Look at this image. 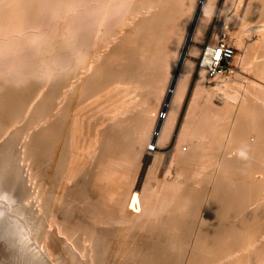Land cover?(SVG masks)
Returning <instances> with one entry per match:
<instances>
[{"label":"bare ground","instance_id":"1","mask_svg":"<svg viewBox=\"0 0 264 264\" xmlns=\"http://www.w3.org/2000/svg\"><path fill=\"white\" fill-rule=\"evenodd\" d=\"M6 0H3L2 4L5 3ZM8 1V0H7ZM54 1L56 0H10L8 1V3L6 2V4L4 5H0V124L1 126L4 124V127L6 126H13L12 129H15L14 126L16 125L15 123L19 124V122H21L17 119H19L20 116H22L24 118V116L27 115V119L30 118L31 122H35V125L36 124H40L41 123L45 124V126L43 127L42 126V129H39L38 128V131L36 134H34V140H33V143L31 141V155H30V159L31 161H33L32 163L34 164L33 166H35L36 170H37V175H39V178L40 176H42L44 178L43 180V184L41 183V186L39 187V189L42 187L43 185V188H42V191H43V195L45 194V198L43 199L45 201L46 204H52L51 201H49V199H58L57 196L52 193L54 191H60V193H58L59 195L61 194L62 196L66 197L65 198V201L63 203V201L61 200V198H59L58 202L62 201L61 204L58 205V207L54 210V207L52 208V211L54 213L50 214L51 216H44V218L46 217V219L49 217V219H47L46 222H43V218L41 219L40 215H35L36 216V219H34L35 222H39L38 224L35 223V225L37 226L38 225V230L37 229V232L35 230L33 231L32 229V232L35 233L36 232V235L33 234V237L35 238V241H40V243L42 244V248H44L43 252L40 253V251H38L39 253H37V256H36V253L34 255V253H31L33 250L31 251H28L29 254L32 256L33 254V259L35 258L34 256L38 257V254L41 256V258L39 257L36 258L38 259L40 262L42 260H44V262L47 264V259L50 257V255L52 254V257L53 256H56V259L59 260L60 264H82V262L80 261L82 259V257L80 256L81 253L79 252H75L72 250V245L73 243H70V241L72 242V239H69V236H72L73 235V232H77L78 229L82 228V229H85L87 232H89L94 238H90L91 235L88 234L89 236H87L88 240L92 239V250L94 252V257L97 261H94L95 263L96 262H102V264H105V262L107 261L106 259H108L107 255H108V252L110 250H112L111 252H113V249L117 250V254L114 256V258H118L119 260L122 259V262L121 264H264V205L262 206H257L258 208L256 209L255 208V205H253L254 207V210L250 211L248 208V206H250L248 204V206H244V203L246 201V197L245 198V201L244 199H241V197H239V193H240V196L241 194L243 193L242 191L240 190H244L245 188H248L250 189V186L251 184H249L248 180L246 182H244L243 184H239L238 183L236 185V187L232 186L230 184H232L235 181H236V178H235V181H231L227 183V185L224 186L225 182L223 183L222 181H220L218 178H216L217 181H220V183L222 182L223 185H220L219 186V189L216 191V196L215 198H213V203L211 202V206H209V211L206 215V217H204V220L203 222L197 227V229L195 228V226L192 227L193 224H190L191 223V220H192V213L188 212L187 210L191 209L190 205L188 204V202L191 200V199H195V195L197 193H195L193 191V188H190L191 186L189 185V188H186V184H190V183H186L185 185L180 184V186L183 188V186H186L185 188H183V190L181 191V193H179V195L175 194L176 196H173L174 194L171 192V194H167V196L165 197L164 196V192L163 193V196H164V199H159L161 202V205L158 203V208L155 209V206L153 203H151V198L150 194H153L152 192L148 191L150 190L149 188L152 187V185H146V187H149V188H144L143 191H141L140 187L142 186L141 185V181H142V177L141 175L138 177V179L128 185V182L126 184V189H124L122 187V190H121V184L122 182L120 180L122 176H119L120 178V182L118 183H115L114 181V178L115 180H118L116 178H118V173L119 174H122L123 177L125 176V171L123 170V167H125L126 165H130L131 161L134 159V156H137L136 154L134 155V152H136L139 148V140H140V137L138 134H136L137 132H139L138 130V127H137V118H135L134 116V112H133V108L131 111H129V109L125 110V104H127L128 102L131 101V99H129V95H127V99L129 100H126L125 98L126 97H122L123 99H125L127 101V103H125L123 106H121V108L119 107L122 103H120V105L118 104L117 108L115 109V112L113 114L110 115V113L104 114L103 115H100V116H103L102 118H98V125H95L94 123L97 124L96 120L94 117H96V115L93 117L89 114L88 117V121H91L90 117L91 116L92 118H94L93 123L96 127H95V130H98L96 131L97 132V138L99 137V147H100V150L98 152V149H96L97 153H99V155L94 152V154L97 156H99V158L97 160V163L95 164L96 167L94 166V170L95 171H92L93 168H91V171L89 173L88 172H84V173H89L87 177H85V182H84V176L85 174L82 176L81 174L83 173V168H84V165L81 166L82 168V171L80 172L79 175H81V177H83V182L81 186H74V188L70 187L71 186V179H74L73 177L75 176V174L77 173V176H78V173L79 171L77 172V170L73 169L72 168V164L76 163V162H73L74 160H72V157H71V153L74 155V153L72 152V147H76V146H73V145H77L75 143H77L75 140H74V136H76V134L78 135V133H83L84 134V123L85 121L87 120L86 117H85V114H86V109H85V104L88 105V103L90 102V104L92 105L91 101L94 99L96 95V92L97 94H100L102 93L101 90H104L106 92L107 89L105 88H108L109 86L112 85L113 83V80H115V77L117 79V77H122V79H130L131 81V76L132 75H136L138 74V72L134 73L135 72V69L139 70V73H140V63H139V66L137 67V63H133L131 65H129V69L128 70H131V71H128L130 73V75H127L129 73H127L126 71L124 73H127L126 75L123 73H114L116 71L113 72V69L114 67H112V63L110 62V58L109 56L106 58L108 59L106 62L103 61V64H99L100 62H98V64H96L94 61H92L98 54L94 51V52H91L89 49H91L93 46L91 44H94L93 43V37L90 35V37H92V40L87 39L89 37V33H85V32H88L87 31V28L89 27V23H87L86 21V24H89L87 25L86 27L82 24V19H79L81 22V26H80V23H79V26L83 28V31H82V34L85 36H88L86 38V36L84 38L90 41H92L90 43L87 42V44L85 42H83V40H85L82 35V37H80L79 35V30L81 31V28H77L75 30V28L69 26V24L67 26H64L65 24H63V26L61 27L59 25V19L61 20V18L59 17L57 19L56 16L53 17V19L55 20V22L52 20V18L50 19L48 16L52 15H48L46 14L45 12L48 10L50 11L54 9ZM59 1V0H57ZM62 1V0H60ZM59 1V2H60ZM75 1V0H74ZM72 0H63L61 3H59L57 7H59V11L57 10L56 8V12L55 13H59L58 15L63 17L64 16V12H68V11H65L68 7L70 8L71 5L73 4ZM81 1V0H80ZM85 4L88 5V3H86V1L88 0H83ZM93 1V0H92ZM95 1V0H94ZM101 1V0H100ZM106 1V0H105ZM117 1V0H116ZM126 1V0H125ZM138 1V0H137ZM136 1V3H137ZM160 1V0H159ZM172 1V0H171ZM184 1V0H183ZM183 1L181 2L180 1H177V2H181V6H182V3ZM186 2L188 0H185ZM191 1V0H190ZM196 1V0H194ZM198 0L197 4H195L196 6H194V12L193 14L195 15V12L197 10V7L200 6L201 7V13L199 15V18H198V21H197V26H196V29L194 31H197V27H199L200 25L202 26L204 21H205V18L207 16V12L210 10L211 8V4L213 5V1L214 0ZM250 0H248L249 2ZM82 2V1H81ZM89 2V5L90 6H93L90 4V1ZM113 2V1H112ZM115 2V1H114ZM113 2V4H114ZM120 2V1H119ZM134 2V1H133ZM153 2V1H151ZM162 1H160V4H161ZM175 2V1H174ZM235 2V1H234ZM244 2V1H243ZM242 2V3H243ZM0 3H1V0H0ZM53 3V5L51 4ZM56 3V2H55ZM77 3V2H76ZM96 3V1H95ZM99 5L101 4V2H98ZM103 3V1H102ZM125 3V2H124ZM147 3V2H145ZM159 3V2H158ZM164 3V2H162ZM173 3V2H172ZM170 3V4H172ZM176 3V2H175ZM195 3V2H194ZM78 4V3H77ZM106 4H107V1H106ZM105 4V6H107ZM119 4V3H117ZM116 4V5H117ZM123 3L121 2V5ZM133 4V3H132ZM135 4V3H134ZM133 4V5H134ZM149 4H151L149 2ZM153 4V3H152ZM157 5V3H155ZM167 6H168V2L166 3ZM179 4V3H178ZM177 4V5H178ZM187 3H185L186 5ZM190 4V3H189ZM52 5V6H51ZM86 5V7H87ZM99 5L94 8H96V11H98L97 8H101L99 7ZM103 5V4H101ZM100 5V6H101ZM111 5V4H110ZM124 5V4H123ZM131 5V4H130ZM142 5V4H141ZM143 5H147V4H144L143 2ZM142 5V6H143ZM176 5V6H177ZM184 5V4H183ZM248 5H254L253 6V11H251V14H252V18L255 17L254 19H258L259 21L260 20H263L264 19V0H253L252 1V4H248ZM55 6V7H56ZM81 6H82V3H81ZM85 6V5H84ZM89 6V12L88 14H82L85 19L86 18H90L88 17L89 16V13H90V9H93ZM104 6V7H105ZM119 6V5H118ZM132 6V5H131ZM137 6H138V3H137ZM139 6H140V2H139ZM149 6V5H148ZM154 6V4H153ZM152 6V7H153ZM158 6V5H157ZM161 6V5H160ZM175 6V5H174ZM52 7V8H51ZM83 7V6H82ZM111 7V6H110ZM126 8L128 6H125ZM156 7V6H155ZM159 7V6H158ZM179 7H180V4H179ZM183 7V6H182ZM187 7V6H186ZM190 7V6H189ZM68 8V9H69ZM78 8H79V4H78ZM115 7H113L112 9H114ZM124 7H122L123 9ZM124 8V9H126ZM137 8V7H135ZM134 8V9H135ZM142 8V7H141ZM154 8V7H153ZM176 8V7H175ZM175 8H170V13H171V9H175ZM181 8V7H180ZM193 8V7H192ZM67 9V10H68ZM74 9V8H73ZM82 9V8H81ZM84 9V8H83ZM82 9V10H83ZM87 9V8H86ZM85 9V10H86ZM112 9H110L112 11ZM147 9V8H145ZM149 9V8H148ZM162 12H164L163 10V6H162ZM169 8H167L166 10H168ZM76 10V9H75ZM81 10V12H82ZM101 10V9H100ZM103 10V9H102ZM101 10V11H102ZM105 10V9H104ZM136 10V9H135ZM155 9H152L151 11H153ZM159 10V9H158ZM165 10V11H166ZM183 10V9H181ZM180 10V11H181ZM187 10H190V9H187ZM193 10V9H192ZM54 11V10H53ZM51 11V12H53ZM64 11V12H63ZM70 11V9H69ZM72 11V10H71ZM77 11V10H76ZM88 11V10H87ZM87 11H85L87 13ZM94 11V10H93ZM130 11V10H129ZM128 11V12H129ZM148 12V13H151ZM160 11V10H159ZM158 11V13H159ZM186 11V10H185ZM50 12V13H51ZM62 12H63V16H62ZM84 12V10H83ZM99 12V11H98ZM97 12V13H98ZM109 12V11H108ZM125 12V11H123ZM140 12V11H138ZM145 12V11H144ZM160 12V13H162ZM168 12V13H169ZM173 12V11H172ZM177 12V11H176ZM191 12V11H190ZM253 12V13H252ZM71 13V12H70ZM76 13V12H75ZM80 13V12H79ZM92 13V12H91ZM96 13V14H97ZM101 13V12H99ZM113 13V12H112ZM127 13V12H126ZM125 13V14H126ZM143 13V12H142ZM141 13V14H142ZM152 13V17H148L150 18L149 20L145 17H147V15L144 17L145 19H143V22L141 23V19H140V23L141 24H138L136 25L137 28L135 30H137L139 32V34L141 36H144V38L146 37H149L151 36L152 34H155V32L157 30L160 31V26H162L161 24H163L164 22V25L166 24L165 22L167 21V17L166 19H162V17L164 16L163 14H158V13ZM187 13V12H186ZM40 14H43L42 16H46L47 18H49L51 21L48 20V23L51 22L55 23V25H59V26H55L54 24V30L50 29L49 31V28L47 31H44L45 29H43V31L41 30V34H40V31L37 33L36 32V27L38 28V25L43 22H46L47 19L45 17H42L43 20H46V21H43L39 15ZM61 14V15H60ZM73 14V13H72ZM93 14V13H92ZM95 14V15H96ZM102 14V13H101ZM109 14V13H108ZM124 14V16H125ZM144 14V13H143ZM155 14V15H154ZM165 14V12H164ZM174 14V13H173ZM176 14V13H175ZM189 14V12H188ZM192 14V15H193ZM250 14V15H251ZM54 15V13H53ZM56 15V14H55ZM67 15V14H65ZM91 15V14H90ZM94 15V14H93ZM92 15V16H93ZM98 15V14H97ZM119 15V13H118ZM121 15V14H120ZM163 15V16H162ZM166 15V14H165ZM172 15V13H171ZM179 15V14H177ZM183 15V14H182ZM182 15L180 17H182ZM187 15V14H186ZM191 15V13L189 14ZM191 15V16H192ZM194 15H193V18H194ZM249 14L246 15L247 18L251 17ZM41 16V15H40ZM80 17L79 18H84L83 16H81V13L79 15ZM101 16V15H100ZM115 16V15H114ZM117 16V15H116ZM132 16V15H131ZM139 16V15H138ZM142 16V15H141ZM144 16V15H143ZM170 16V15H169ZM168 16V18H169ZM185 16V14L183 15V17ZM188 16V15H187ZM68 17H69V12H68ZM78 15L75 16V18H77ZM94 17V16H93ZM96 17V16H95ZM99 17V16H98ZM108 17V15H107ZM137 17V16H136ZM172 17V16H171ZM175 17V16H174ZM179 17V18H180ZM190 17V16H189ZM246 17H244L246 19ZM97 18V17H96ZM102 18H103V15H102ZM131 18V17H129ZM135 18V17H134ZM139 18V17H138ZM165 18V16H164ZM193 18H192V22H193ZM93 19V18H91ZM90 19V20H91ZM133 19V18H132ZM174 19V18H173ZM66 20V19H65ZM67 20H69V18H67ZM78 20V19H76ZM88 20V19H86ZM97 20H99L97 18ZM121 20H123L121 18ZM146 20V21H144ZM183 20V18H182ZM189 19H187L188 21ZM57 21V22H56ZM63 21V19H62ZM74 21V19H73ZM73 21H70V23L72 22V25H73ZM89 21V20H88ZM95 21V19H94ZM102 21V20H101ZM108 21V19H107ZM110 21V20H109ZM124 21V20H123ZM132 21V20H131ZM136 21V20H135ZM139 21V20H138ZM137 21V22H138ZM163 21V22H162ZM170 21V20H169ZM185 21V20H184ZM256 21V20H255ZM258 21V22H259ZM69 22V21H68ZM91 22V21H90ZM93 22V21H92ZM118 22V20H117ZM117 22L115 20V22H113V25L114 23H116L117 25ZM121 22V21H120ZM130 22V21H128ZM134 22V21H133ZM176 22V21H175ZM41 23V27L44 26V23L42 24ZM47 22L45 24H48ZM57 23V24H56ZM84 23V22H83ZM170 23V22H168ZM172 23V21H171ZM180 23V22H179ZM178 23V24H179ZM48 24V26L50 25ZM96 24V23H94ZM108 24V23H106ZM123 24V23H121ZM132 24V23H131ZM177 24V25H178ZM252 24V23H251ZM254 24V23H253ZM256 24V22H255ZM43 25V26H42ZM51 25L50 28L53 26ZM73 25V26H74ZM86 28V31L85 28ZM93 24H91L92 26ZM97 25V24H96ZM109 25V24H108ZM112 25V24H111ZM120 25V24H119ZM163 25V26H164ZM169 25H172V24H169ZM168 25V26H169ZM192 25V23H191ZM47 26V25H46ZM90 26V27H91ZM94 26V25H93ZM100 26V25H99ZM98 26V27H99ZM115 26V25H114ZM122 26V25H121ZM162 26V27H163ZM179 26V25H178ZM181 26H182V23H181ZM253 26V25H252ZM251 26V28H252ZM56 27V28H55ZM90 27H89V31H90ZM106 27V26H104ZM117 27V26H116ZM120 27V26H119ZM132 27V25H131ZM186 27V26H184ZM258 28V26H256ZM255 25L253 28H256ZM264 27V25H263ZM93 27H91L92 29ZM108 28V27H107ZM112 28V27H110ZM109 28V29H110ZM122 28V27H121ZM129 27H127L128 29ZM171 28V26H170ZM256 28V29H257ZM40 29V28H39ZM42 29V28H41ZM79 29V30H78ZM105 29V28H104ZM165 30V27H163L161 29L162 30ZM168 30V28H166ZM191 29V27H190ZM93 30V29H92ZM97 30V29H96ZM95 30V31H96ZM107 30V29H106ZM105 30V32H106ZM113 30V28L111 29ZM126 30V29H125ZM163 30V31H164ZM181 30V29H180ZM185 30V29H184ZM254 30V29H253ZM75 31H78L77 33ZM109 32V30H107ZM129 31V30H128ZM75 32V33H74ZM84 32V33H83ZM92 32V31H91ZM116 32V31H115ZM123 32V31H122ZM125 32V31H124ZM127 32V30H126ZM132 32V31H131ZM181 32V31H180ZM263 32V31H261ZM94 33V32H93ZM110 33V32H109ZM114 33V32H113ZM117 33V32H116ZM115 33V34H116ZM160 33V32H159ZM163 33V32H162ZM160 33V34H162ZM166 32H164L165 34ZM195 33V32H193ZM197 33V32H196ZM78 35V41L84 43L80 44L81 46H78L77 42L74 41L73 37L74 35L77 36ZM105 34V33H104ZM107 34V33H106ZM112 34V31L111 33ZM109 34V35H110ZM120 34V33H119ZM125 34V33H124ZM131 34V33H130ZM134 34V33H133ZM198 37L203 33V31H198ZM260 34V33H259ZM94 35V34H93ZM108 35V34H107ZM118 35V33H117ZM132 35V34H131ZM129 35V36H131ZM139 35V36H140ZM158 35V33L156 34ZM262 35V33H261ZM162 36V35H161ZM178 36V35H177ZM187 36V35H186ZM107 38V36H105ZM104 37V38H105ZM111 37V36H110ZM116 37V36H115ZM122 37V36H121ZM128 37V36H126ZM134 37V36H133ZM132 37V38H133ZM137 37V35H136ZM158 37V36H157ZM194 34L193 36L190 35V30H189V33H188V36L186 37V41L184 43V48L181 50L180 52V58L182 56L185 57L184 59V64H183V68L179 74V79L177 80L176 84L171 88V84H170V87L168 88L169 90L168 93L166 94L167 97H166V100H163L162 102V110H164L166 112V116L165 118H162L158 117V119L156 120V123H155V127H154V131H152V135H149V140L151 139L152 141H155L157 140V144L155 145L156 147H158V150L155 152V154L157 153H160V147H161V141L166 138V136L169 135V133L173 132V130L171 129H175V116H174V113H175V108L177 107V105L179 104V98L180 96L182 95V85L184 84V82L186 81V79L191 75L193 74V64L194 65H198L197 67V70L196 72H198L197 76H198V79L200 78V81L202 80L201 78L204 76L203 75V72L206 73V76L211 79L209 76H208V71L206 70L208 64H209V61H208V52L207 54L205 52L206 48H210L211 46L215 45L217 42H214V43H211L209 45H206L203 49V51L200 53V56L199 55H196L197 54V50L195 48H197L196 46L192 45L191 43H195L194 41ZM77 38V37H76ZM75 38V40H76ZM82 38V39H81ZM102 38V37H101ZM131 38V37H130ZM131 38V39H132ZM143 38V39H144ZM153 36H151V39H149L151 42L154 41L152 40ZM172 38V37H171ZM81 39V40H80ZM103 39V38H102ZM101 39V40H102ZM108 39V38H107ZM111 39V38H110ZM108 39V40H110ZM122 39V38H121ZM124 39V37H123ZM134 39V38H133ZM139 39L136 38V40ZM141 39V37H140ZM196 39V38H195ZM107 40V41H108ZM120 40V39H119ZM130 40V39H129ZM128 40V41H129ZM135 40V39H134ZM148 40V39H147ZM182 40V39H181ZM104 41V40H103ZM117 41V40H116ZM127 41V42H128ZM133 41V40H132ZM146 41V39H145ZM144 41V42H145ZM149 41V42H150ZM173 41V40H171ZM176 41V39H175ZM226 41L227 43L231 44L232 46H234L231 42L227 41V40H224ZM106 42V41H105ZM118 42V41H117ZM135 42V41H133ZM138 42V41H137ZM140 42V41H139ZM141 42H142V39H141ZM143 42V43H144ZM147 42V41H146ZM157 42V40H156ZM169 42V41H168ZM201 42V41H200ZM102 43V42H101ZM108 43V42H106ZM113 43V42H112ZM121 43V42H120ZM123 43V41H122ZM121 43V44H122ZM132 43V42H131ZM136 43V42H135ZM99 44V43H98ZM130 44V43H129ZM148 44V43H146ZM150 44H153L152 43H149V46L151 48V45ZM181 44V42H180ZM199 44V43H198ZM204 44V43H203ZM203 44H200V47L198 48L199 50H201V47L203 46ZM89 46V49L85 48L83 49L85 46ZM111 45V44H110ZM116 45V44H115ZM124 45L125 42H124ZM137 44H133L132 45V48L135 47ZM140 45V44H138ZM177 45V44H176ZM121 46V45H120ZM118 46V47H120ZM128 46V45H127ZM127 46H125L127 48ZM148 46V45H147ZM146 46V47H147ZM154 46V45H153ZM160 46V45H159ZM172 46V45H171ZM82 47V48H80ZM110 47V46H109ZM112 47V46H111ZM123 47V46H121ZM120 47V49H122ZM130 47V46H129ZM140 47V46H139ZM143 47V46H141ZM140 47V48H141ZM145 47V46H144ZM100 48V47H98ZM103 48V47H102ZM125 48V49H126ZM149 48V47H148ZM161 48V47H160ZM163 48V47H162ZM170 48V47H168ZM176 48V47H175ZM174 48V49H175ZM186 48V49H185ZM260 48V47H259ZM110 49V48H109ZM145 49V48H143ZM155 49V48H154ZM167 49V48H166ZM170 49H173V47H171ZM188 49V50H187ZM26 50L27 52V58H22V53L23 51ZM89 50V51H87ZM99 50V49H98ZM128 50V49H127ZM126 50V51H127ZM151 50V49H150ZM153 50V49H152ZM151 50V51H152ZM262 50V49H261ZM106 51V50H105ZM113 51V50H112ZM122 51V50H120ZM131 51V50H130ZM143 51V50H142ZM147 52H151L149 50H146ZM158 51V50H157ZM177 51V50H176ZM174 51V52H176ZM197 51V52H196ZM25 52V51H24ZM124 52V50H123ZM133 53V51H131ZM135 52V51H134ZM141 52V51H140ZM156 52V50H155ZM159 52V51H158ZM166 52V51H165ZM172 52V53H174ZM96 53V54H94ZM142 53H145V50L144 52ZM154 53V51H153ZM252 53V52H251ZM111 54V53H110ZM148 54V53H146ZM155 54V53H154ZM153 54V55H154ZM162 54V53H161ZM186 54V55H185ZM25 55V54H24ZM114 55V54H113ZM111 55V56H113ZM117 55V53H116ZM124 55V54H123ZM125 55H130V54H126ZM134 55V54H133ZM139 55V58H140V54ZM137 55V56H138ZM144 55V54H143ZM142 55V56H143ZM152 55V56H153ZM156 55V54H155ZM240 54L238 53V51H236L234 57H233V63L234 62H237L239 64V70L242 68V60L239 56ZM253 55V54H252ZM99 56V55H98ZM120 56V55H119ZM136 57V55H134ZM141 56V58H142ZM148 56H151V55H148ZM171 56V55H170ZM176 56V55H175ZM179 56V55H178ZM103 57V56H102ZM118 57V55H117ZM115 57V55L113 56V59L117 58ZM131 57V56H130ZM146 57V56H144ZM143 57V58H144ZM187 57H194L196 60L193 62V63H189V59H187ZM138 57H136L137 59ZM170 58V57H169ZM179 58V57H178ZM179 58V60H180ZM91 59V60H90ZM99 59V58H98ZM98 59H95L98 61ZM102 59V58H101ZM104 59V58H103ZM114 59V60H115ZM133 59V58H132ZM172 59V58H171ZM100 60V59H99ZM146 60V58H145ZM148 60V59H147ZM174 60V59H173ZM90 61L93 62L94 66H91L90 65ZM102 61V60H101ZM113 61V60H112ZM124 61V60H123ZM128 61V60H127ZM177 61V60H176ZM121 62V61H120ZM131 63V61H128ZM134 62V59L133 61ZM136 62V61H135ZM138 62V61H137ZM171 62V61H170ZM169 62V63H170ZM173 62V61H172ZM171 62V63H172ZM179 61L175 62L176 63V66H175V70L173 71L172 73V77H171V80L170 82L172 83L173 82V79H174V76H175V71H176V68H177V64H178ZM126 64V62H124ZM129 63V64H130ZM114 64H116L114 62ZM128 64V63H127ZM148 64V62H147ZM162 64V63H161ZM168 65V64H167ZM170 65V64H169ZM168 65V66H169ZM118 66V65H117ZM119 66H123V65H119ZM127 66V65H126ZM157 67V65H155ZM167 66V67H168ZM173 66V65H172ZM120 67V68H121ZM128 67V66H127ZM206 67V68H205ZM142 68V67H141ZM170 68V66H169ZM168 68V70H169ZM172 68V67H171ZM170 68V69H171ZM156 69V68H155ZM144 70V68H143ZM142 70V71H143ZM124 71V70H123ZM141 71V72H142ZM146 71V70H145ZM119 72V70H118ZM144 72V71H143ZM134 73V74H132ZM154 73V72H152ZM132 74V75H131ZM147 74V73H146ZM140 75H144V74H139L138 76L140 77ZM167 75V74H166ZM237 73L234 75L236 76ZM146 76V75H145ZM192 76V75H191ZM233 76V77H234ZM137 77V76H136ZM232 76H228V78H231ZM134 78V77H132ZM153 78V77H152ZM205 78V77H204ZM224 77L222 76H216L213 80H215L217 82V85H219L220 83L218 81H223V82H226L228 81L229 79H223ZM121 80V78H119ZM118 79V81H119ZM139 79V78H138ZM144 79V78H143ZM222 79V80H221ZM133 80V79H132ZM137 80V79H136ZM148 80V79H147ZM127 81V80H126ZM129 81V82H130ZM135 81V80H134ZM138 81V80H137ZM123 82V81H121ZM133 82V81H131ZM143 82V81H142ZM232 82V81H231ZM141 83V82H140ZM146 83V82H145ZM227 83V82H226ZM125 84V83H124ZM127 84V83H126ZM125 84V85H126ZM135 83H133L134 85ZM142 84V83H141ZM163 84V83H162ZM161 84V85H162ZM117 85V84H115ZM129 85V83H128ZM139 85V83H138ZM205 85V84H204ZM124 87V85H122ZM131 88H132V84L130 85ZM135 86V85H134ZM160 86V84H159ZM165 86V85H164ZM163 86V87H164ZM220 86V85H219ZM111 88V87H110ZM114 88V87H113ZM119 89V91L122 89H120L119 87H117ZM130 88V89H131ZM143 88V87H142ZM152 88V87H151ZM162 88V87H160ZM159 88V89H160ZM127 89V87L125 88ZM133 89V88H132ZM131 89V90H132ZM136 89V88H135ZM134 89V90H135ZM165 89V88H164ZM181 89V90H180ZM199 89V88H198ZM207 89V88H206ZM211 89V88H210ZM253 89V88H252ZM255 89V88H254ZM115 90V89H113ZM117 90V89H116ZM213 90V89H212ZM211 90V91H212ZM98 91L100 93H98ZM109 91V89L107 90ZM120 91V94L123 92ZM129 91V92H128ZM128 91H124V94H131L130 93V90L128 89ZM137 91V90H136ZM150 91V90H149ZM162 91V90H161ZM208 91V90H206ZM214 91V90H213ZM255 91V90H253ZM95 92V93H94ZM114 92V91H113ZM132 92V91H131ZM139 92V91H138ZM157 92V91H156ZM159 92V91H158ZM157 92V93H158ZM164 92V91H163ZM248 92V90H247ZM246 92V93H247ZM250 92V90H249ZM108 93V92H106ZM116 92H114V95H115ZM203 93V92H202ZM257 93V92H256ZM95 94V96L92 98V100L90 99L93 95ZM119 94V93H117ZM116 94V95H117ZM125 94V95H126ZM137 94V93H136ZM156 94V93H155ZM161 94V93H160ZM197 94V93H196ZM206 94V93H205ZM248 94V93H247ZM247 94H243V96L245 95L247 97ZM259 94V93H258ZM263 94V93H262ZM107 95V94H106ZM113 95V96H114ZM135 95V92H133L132 96ZM144 95V94H143ZM157 95V94H156ZM202 95V94H201ZM250 94H248V96H250ZM100 96V95H99ZM158 96V95H157ZM163 96V95H162ZM255 96V94H254ZM259 96V95H257ZM256 96V97H257ZM98 97V96H97ZM96 97V99H97ZM105 97V95H104ZM109 97V95H108ZM111 97V96H110ZM119 97V96H118ZM153 97V96H151ZM161 97V96H160ZM244 97V98H246ZM157 98V97H156ZM253 98V97H251ZM262 97H260L261 99ZM264 98V97H263ZM90 99V100H89ZM95 99V100H96ZM108 99V98H107ZM119 98H116V101L118 100ZM148 98H146V101H147ZM155 99V98H154ZM161 99V98H160ZM222 100V97L220 98ZM248 99V98H247ZM113 100V99H112ZM145 100V99H144ZM249 100V99H248ZM255 100V99H254ZM262 100V99H261ZM88 101V102H87ZM97 101V100H96ZM122 101V100H121ZM144 101V103L146 102ZM246 101V100H245ZM258 101V100H257ZM264 101V100H263ZM262 101V102H263ZM87 102V103H86ZM107 102V101H106ZM111 104H112V101H110ZM153 102V101H152ZM161 102V101H160ZM108 103V102H107ZM142 103V102H140ZM143 103V104H144ZM243 103V102H242ZM251 103V101L249 102ZM254 103V102H253ZM251 103V104H253ZM258 103V102H257ZM89 104V105H90ZM97 104V102H96ZM95 104V105H96ZM109 104V103H108ZM155 105V103H153ZM202 104V103H201ZM93 105V106H95ZM99 105V104H98ZM104 105V103H103ZM113 106L116 105V103L112 104ZM130 105V104H128ZM148 105V104H146ZM159 105V104H158ZM199 105V104H198ZM257 105V104H256ZM127 106V105H126ZM131 106V105H130ZM138 106V105H137ZM145 106V105H144ZM149 106V105H148ZM201 106V105H200ZM206 106V104L204 105ZM210 106V105H208ZM251 106V105H250ZM253 106V105H252ZM247 107L245 106H241V108L243 107V115L241 114L242 118L241 120H239V122L241 121L242 123L240 125H242V128L240 130H242L243 128L246 129V130H249L250 129H254L253 132H255V130H259V140L257 142V144L255 143V145L253 146H250L251 144H240L238 145L239 147H244L246 148V150H253V151H250L251 152H254V151H258L256 153H264V122L261 121V118L259 119L258 116H262L264 117V113H263V110H258L256 107ZM87 107V106H86ZM99 106L96 107L95 110H98ZM105 107V106H103ZM102 107V108H103ZM108 107V106H107ZM119 107V108H118ZM264 107V106H263ZM88 109L91 108V106L87 107ZM110 108V107H109ZM108 108V109H109ZM143 108V107H142ZM259 108V106H258ZM87 109V110H88ZM93 109V107H92ZM101 109V108H100ZM111 109H113V107H111ZM150 109V107L148 108ZM147 109V110H148ZM205 110V107L203 108ZM208 109V108H206ZM264 109V108H263ZM91 110V109H90ZM89 110V111H90ZM94 111V110H93ZM93 111H90L93 112ZM103 111V110H102ZM102 111L100 113H102ZM146 112V109L143 110ZM201 111V109H200ZM239 111V110H238ZM99 111H97L98 113ZM105 112V111H104ZM107 112V111H106ZM110 112V110H109ZM112 112V111H111ZM229 112V111H228ZM30 113V114H29ZM157 113V112H156ZM177 113V112H176ZM175 113V114H176ZM260 113V114H259ZM262 113V115H261ZM92 114V113H91ZM94 114V113H93ZM136 117H137V114L136 113ZM154 114V113H153ZM202 114V113H201ZM210 114V113H209ZM215 114V113H214ZM30 115V116H28ZM99 115V113H98ZM97 115V117H98ZM141 115V114H140ZM157 115V114H156ZM198 115V114H197ZM203 115V114H202ZM211 115V114H210ZM213 115V114H212ZM99 116V117H100ZM139 116V115H138ZM160 116V115H158ZM177 116V115H176ZM200 116V115H199ZM206 116V115H204ZM208 116V115H207ZM219 116V115H218ZM240 116V115H239ZM21 117V119H22ZM96 117V118H97ZM147 117V116H146ZM213 117V116H212ZM215 117V116H214ZM238 117V116H237ZM201 118V117H200ZM199 118V119H200ZM205 118V117H204ZM208 118V117H207ZM218 117H216L217 119ZM86 119V120H85ZM100 119V121H99ZM139 119V118H138ZM210 119V118H209ZM26 120V118H25ZM29 120V121H30ZM149 120V119H148ZM205 121V119H203ZM202 120V122H203ZM212 120V118H211ZM262 122H260V121ZM28 121V122H29ZM87 121V122H88ZM144 121V119H143ZM141 121V122H143ZM147 121V120H146ZM153 121V120H152ZM155 121V120H154ZM208 121V120H207ZM206 121V122H207ZM238 121V120H237ZM151 122V121H150ZM196 122V121H195ZM198 122V121H197ZM210 122V121H209ZM208 122V123H209ZM236 122V121H235ZM7 123H9L10 125H6ZM22 123V122H21ZM24 123V122H23ZM31 123V125H32ZM91 123V122H90ZM90 123L88 124V126L90 125ZM152 123V122H151ZM150 123V124H151ZM154 123V122H153ZM207 123V124H208ZM238 123V122H237ZM237 123L234 124V127L235 125L237 126ZM86 124V123H85ZM148 124V123H147ZM206 124V125H207ZM29 125V124H27ZM29 125V126H31ZM34 125V123H33ZM94 125H92L94 127ZM139 125V124H138ZM197 125V124H196ZM199 125H197V127L199 128ZM203 125V124H202ZM212 125V124H211ZM24 126H25V123H24ZM23 126V127H24ZM87 126V125H85ZM87 126V127H88ZM89 127L90 129L92 128ZM98 126V127H97ZM140 128H141V125H139ZM177 126V125H176ZM224 126V125H223ZM8 127V129H9ZM86 127V128H87ZM202 127V126H200ZM217 127V125H216ZM215 127V128H216ZM221 127V125H220ZM184 128V126H183ZM182 128V129H183ZM203 128V127H202ZM257 128V129H256ZM1 130L2 127H0ZM6 129V128H5ZM23 129V128H22ZM28 129H31L28 128ZM37 129V128H36ZM89 129V130H90ZM201 129V128H200ZM209 129V128H208ZM222 129H225L224 127H222ZM234 129V128H233ZM21 130V129H20ZM87 133L89 132L88 129H86ZM185 130V129H183ZM189 130V129H188ZM207 130V129H206ZM213 130V129H212ZM218 130V129H217ZM226 130V129H225ZM230 130V129H229ZM236 130V129H235ZM251 130V131H252ZM257 130V131H258ZM11 131V130H10ZM9 131V132H10ZM36 131V130H35ZM190 131V130H189ZM192 131V130H191ZM200 130H198L199 132ZM204 131V130H203ZM219 132L221 130H218ZM232 131V130H231ZM245 132V130H243ZM240 134H242V132ZM2 132V131H0ZM13 132V131H12ZM12 136L13 138L15 137V133L18 132H15V133H12ZM22 132V131H21ZM25 132V131H24ZM92 132H95L94 129ZM95 132V134H96ZM185 132V131H184ZM197 132V131H195ZM201 132V131H200ZM212 132V131H211ZM216 132V131H215ZM215 132L213 137L215 136ZM35 133V132H34ZM168 133V135H167ZM182 133V131H181ZM180 133V134H181ZM186 133V132H185ZM248 133V132H247ZM247 133H244L243 135L247 134ZM251 133V132H250ZM258 133V132H257ZM4 134V132H3ZM14 134V135H13ZM18 136L20 135V133L18 132L17 133ZM86 134V133H85ZM84 134V135H85ZM189 134V133H188ZM199 134V133H198ZM210 134V133H209ZM221 134V133H220ZM2 136V134H0ZM7 135V133H6ZM4 135V136H6ZM27 135V134H26ZM25 135V136H26ZM81 135V134H80ZM83 135V137H84ZM91 135H93L91 133ZM185 135V134H184ZM194 135V134H193ZM192 135V136H193ZM205 135V134H204ZM218 135V134H217ZM222 135H225L222 134ZM0 136V137H1ZM11 136V135H10ZM17 136V135H16ZM17 136V137H18ZM181 136V135H180ZM196 136V135H195ZM211 136V134H210ZM232 136V135H231ZM240 136V135H238ZM33 137V136H32ZM79 137V136H78ZM88 137L89 134H88ZM194 137V136H193ZM212 137V138H213ZM218 137V136H217ZM224 137V136H223ZM235 137V135H234ZM242 137H245V136H242ZM247 137V135H246ZM243 138V139H246ZM12 139V137H10ZM9 138V139H10ZM16 138V137H15ZM15 138H14V141H15ZM19 138V137H18ZM81 138V136H80ZM163 138V139H162ZM204 138V137H203ZM202 138V139H203ZM209 138V137H208ZM216 138V137H215ZM222 138V137H220ZM10 139V140H11ZM17 139V138H16ZM75 141V143L73 144L71 141L73 140ZM85 139V137H84ZM84 139H82L84 141ZM178 139V138H177ZM201 139V137H200ZM211 139V138H209ZM214 139V138H213ZM219 139V138H217ZM240 139V137H239ZM3 140V139H2ZM18 140V139H17ZM16 140V141H17ZM32 140V139H31ZM81 140V142H82ZM195 140V138H194ZM223 140V139H222ZM255 140V139H254ZM6 141V140H5ZM15 141V143H16ZM200 141V140H198ZM197 141V142H198ZM203 141V140H201ZM219 141V140H218ZM242 140H239L238 142H241ZM1 142V141H0ZM11 142V141H10ZM19 142V141H18ZM164 141H162L163 143ZM209 142V141H208ZM213 142V141H212ZM217 142V141H216ZM222 142V141H221ZM3 143V142H2ZM12 143L13 142V139H12ZM11 144V146H13L14 144ZM73 145H72V144ZM79 143V142H78ZM194 143V142H193ZM214 143V142H213ZM249 143V142H248ZM8 144V145H6ZM6 147L7 148L9 146V141L7 140V143H6ZM19 144V143H17ZM24 144V143H23ZM27 144V143H25ZM159 144H160V147H159ZM195 144V143H194ZM216 145V143H214ZM213 144V145H214ZM4 145V144H3ZM2 146V149L3 150H0V167H2V161L5 159V154H10V156L14 153L11 152V150L9 149H12L9 148L7 150V152H2L4 151V147ZM72 145V146H71ZM82 145V143H81ZM80 145V146H81ZM190 145H193V144H190ZM201 145V144H200ZM198 146L196 149L197 150H200L202 146ZM205 145V144H204ZM208 146V143L206 144ZM211 145V144H210ZM209 145V146H210ZM218 145V144H217ZM237 145V143H236ZM27 146V145H26ZM28 146V147H29ZM79 146V147H80ZM91 146V145H90ZM94 146V145H93ZM92 146V147H93ZM98 146V144L96 145ZM195 146V145H194ZM212 146V145H211ZM14 147V146H13ZM23 147V146H22ZM79 147L77 146V151L79 149ZM89 147V146H88ZM97 147V148H99ZM142 147V146H141ZM216 147V146H215ZM218 147V146H217ZM220 147V146H219ZM15 148V147H14ZM18 148V147H16ZM73 148V149H74ZM83 148V146H82ZM203 148V147H202ZM210 148V147H209ZM242 148V149H244ZM91 149V148H90ZM148 149V148H147ZM162 149V148H161ZM206 149V148H205ZM15 150V149H13ZM83 150V149H82ZM84 150H85V147H84ZM144 150H146L144 148ZM144 150H142L143 152H145ZM216 150V149H214ZM221 150V148H220ZM8 151H10L11 153H9ZM27 151V150H26ZM76 151V150H75ZM139 151V150H138ZM169 151V150H168ZM165 152L163 154H166L168 153ZM172 151V150H171ZM196 151V150H195ZM194 151V153H195ZM202 151V149H201ZM200 151V152H201ZM211 151V150H210ZM213 151V149H212ZM245 151V150H244ZM21 152V151H20ZM83 152V151H82ZM85 152V151H84ZM90 152V151H89ZM93 152L91 153L92 156L94 155ZM203 152H205L203 150ZM217 151H215L216 153ZM227 152V151H226ZM5 153V154H4ZM141 153V150L140 152ZM137 153V154H139ZM146 153V152H145ZM170 153V152H169ZM214 153V152H213ZM245 153V152H244ZM7 154V155H8ZM79 154V153H78ZM78 154H76L75 152V155L77 156ZM89 154V155H91ZM143 154V153H142ZM140 154V155H142ZM148 155H151V153H147ZM172 154V152H171ZM181 154V153H180ZM189 154V153H188ZM187 154V155H188ZM191 154H192V151H191ZM211 154V153H210ZM226 154V153H225ZM17 155V154H16ZM82 157H83V153L81 154ZM86 155V154H85ZM148 155H142L144 156L143 160L147 163V161L149 160L147 157ZM203 155V154H202ZM206 155V154H204ZM209 155V154H208ZM212 155V154H211ZM248 155V154H247ZM255 155V154H254ZM9 156V157H10ZM75 156V157H76ZM88 156V155H86ZM85 156V157H86ZM142 156L140 158H142ZM157 156V155H156ZM160 156H161V153H160ZM183 156V154H182ZM189 156V155H188ZM194 156V155H193ZM214 156V155H213ZM259 156V155H258ZM261 156L263 157V154H261ZM260 156V157H261ZM8 157V156H7ZM91 157V156H90ZM155 157V156H154ZM159 157V156H158ZM162 159H164V156H161ZM187 157V156H186ZM191 157V156H190ZM224 157V156H223ZM229 157H232V156H229ZM252 157V156H251ZM13 158V156H12ZM84 158V157H83ZM176 158V157H175ZM196 158V157H194ZM193 158V159H194ZM209 158V157H208ZM216 158V157H215ZM248 158V157H247ZM255 158V157H254ZM29 159V160H30ZM33 159V160H32ZM81 159V158H80ZM86 159V158H85ZM90 161H91V158H89ZM159 159V158H158ZM177 159V158H176ZM192 159V158H190ZM192 159V161H193ZM202 159V158H201ZM207 159V158H206ZM205 159V160H206ZM210 159H211V156H210ZM228 159V158H226ZM225 159V160H226ZM233 159H234V156H233ZM241 159V158H240ZM244 159V158H242ZM251 158H249L250 160ZM257 159V158H256ZM263 159V158H262ZM8 161H12V165L15 163H13L14 161L10 159H6ZM4 160V163L5 161ZM28 160V159H27ZM77 160V158H76ZM75 160V161H76ZM83 160V159H82ZM88 160V159H87ZM142 160V161H143ZM169 160V159H168ZM172 160V159H171ZM182 160V162H184V164L189 160L187 158H182L180 159ZM196 160L198 161V158H196ZM203 160V159H202ZM209 160V159H208ZM213 160V158H212ZM229 160V159H228ZM232 160V159H231ZM246 159H244V162L241 161V165L239 166H236V168L234 166H230L231 169L229 170V172H235L234 169H236L237 173H240L242 172L244 176H247L248 177V174L249 176L252 174H250L249 170H253L251 169L250 166H252V164L250 162H246L245 161ZM261 160V158L259 159ZM81 161V160H80ZM95 161V160H94ZM140 161V162H142ZM157 161V160H155ZM177 161V160H175ZM195 161V160H194ZM201 161V160H200ZM211 161V160H210ZM227 161V160H226ZM233 161V160H232ZM17 162V161H16ZM30 162V161H29ZM86 162V161H85ZM88 162V161H87ZM86 162V163H87ZM92 162V161H91ZM144 162V163H145ZM181 162V163H182ZM189 162V161H188ZM204 162V161H203ZM224 162V161H223ZM253 162V161H252ZM263 162H264V159H263ZM262 160H261V163H263ZM7 163V161H6ZM5 163V164H6ZM79 163V161H78ZM83 163V162H82ZM145 163V164H146ZM197 163V162H196ZM228 163V162H227ZM233 163V162H232ZM231 163V165H232ZM249 163V164H248ZM9 164V163H8ZM19 164V163H18ZM134 164V162H133ZM251 164V165H250ZM7 165V164H6ZM14 165L12 166V168L14 167ZM89 165V164H88ZM94 165V164H93ZM98 165V166H97ZM180 165V164H179ZM178 165V166H179ZM222 165V164H221ZM228 165V164H227ZM225 165V168L224 170L227 171L228 168H230L229 166ZM230 165V164H229ZM237 165V163H236ZM254 165V164H253ZM264 165V164H263ZM9 166L11 165H8L6 166V169H4L3 167L0 168V184L3 186H5L3 189L6 190L7 188V191L10 189L11 192H13V190H16V185L15 184H19L17 183L19 179H15L19 174H18V171L15 170V167H14V171H16V173L18 175L15 176V174H11L10 176H14V177H5L6 175H9L11 173V167L9 168ZM19 166V165H18ZM17 166V167H18ZM74 166V165H73ZM87 166V165H86ZM132 166V165H131ZM134 166V165H133ZM138 166V165H137ZM184 166V165H183ZM182 166V167H183ZM194 166V165H193ZM202 166V165H201ZM259 166V165H257ZM262 165H260L261 167ZM5 167V165H4ZM8 167V168H7ZM78 167V166H77ZM80 167V165H79ZM91 167V166H90ZM129 167V166H127ZM220 167V166H219ZM263 167V166H262ZM75 168V167H74ZM80 168V169H81ZM96 168V169H95ZM184 168V167H183ZM199 168V167H198ZM222 168V167H221ZM257 168V167H256ZM264 168V167H263ZM262 168V169H263ZM6 170L8 172V174L6 172H3V170ZM9 169V170H7ZM19 169V168H18ZM21 169V168H20ZM78 169V170H80ZM88 170V168H86ZM85 169V170H86ZM90 169V168H89ZM136 169V168H135ZM179 169V168H178ZM189 169V168H188ZM203 169V168H202ZM259 170V168H257ZM256 169V170H257ZM261 169V168H260ZM34 170V172L36 171ZM123 170L124 174L121 173ZM125 170H127V168L125 167ZM130 170V169H129ZM134 170V169H133ZM183 170V169H182ZM190 170V169H189ZM204 170V169H203ZM202 170V171H203ZM222 170V169H221ZM255 170V169H254ZM257 170V171H258ZM264 170V169H263ZM262 170V171H263ZM13 171V169H12ZM13 171V172H14ZM20 171V170H19ZM132 171V170H131ZM140 171V170H139ZM186 171V170H185ZM183 171V172H185ZM192 171V170H190ZM194 171H197L196 169ZM256 171V172H257ZM260 171V170H259ZM10 172V173H9ZM32 172V171H31ZM134 172V171H133ZM213 172V170H212ZM220 172V171H218ZM224 172V171H223ZM21 173V172H19ZM117 173V174H116ZM128 173V172H127ZM131 173V172H130ZM136 173V172H135ZM140 173V172H139ZM142 173V171H141ZM188 173V172H187ZM202 173V172H201ZM255 173V172H253ZM23 174V173H22ZM36 174V173H35ZM34 174V175H35ZM86 174V175H87ZM129 174V173H128ZM138 174V173H137ZM143 174V173H142ZM184 174V173H182ZM194 174V173H192ZM228 174V173H227ZM231 174V173H230ZM229 174V175H230ZM241 174V173H240ZM262 174V173H261ZM115 175V176H114ZM117 175V176H116ZM131 175V174H130ZM133 175H136V174H133ZM199 175V174H198ZM201 175V174H200ZM218 175V174H217ZM235 175V174H234ZM237 175V174H236ZM128 176V175H127ZM188 176V174H187ZM223 176V175H222ZM232 176V174H231ZM20 177V176H19ZM37 177V176H36ZM76 177V176H75ZM122 177V178H123ZM126 177V176H125ZM124 177V178H125ZM133 177V176H132ZM152 177V176H151ZM184 177V176H183ZM203 177V176H202ZM225 177V176H224ZM237 177V176H235ZM241 177V176H240ZM243 177V176H242ZM246 177V178H247ZM252 177V176H251ZM7 180H4L6 179ZM23 178L22 176L20 177V179ZM111 178L113 179V181L111 180ZM129 178V177H128ZM189 178V177H188ZM194 178V177H192ZM227 178V177H226ZM233 178V177H232ZM250 178V177H249ZM36 179V178H35ZM78 179V178H77ZM80 179V178H79ZM127 179V178H126ZM125 179V180H126ZM130 179V178H129ZM134 179V178H133ZM136 179V178H135ZM153 179V178H152ZM151 179V180H152ZM191 179V178H190ZM200 179V177H199ZM198 179V181H199ZM244 180H246L245 178H243ZM75 180V179H74ZM81 180V181H82ZM106 183H109L106 184L108 185L109 187V191L105 189V191H108L107 193V197L106 196H102V195H98V193L104 188L102 187L101 190L100 187L102 186V181ZM163 180V179H162ZM178 180V179H177ZM189 180V179H188ZM192 180V179H191ZM222 180V179H221ZM1 181H3L1 183ZM22 181V179H21ZM40 181V180H39ZM38 181V177H37V182ZM112 181V182H110ZM131 181H132V178H131ZM161 181V180H160ZM227 181V180H226ZM264 181V180H262ZM261 181V183H262ZM35 182V181H34ZM36 182V183H37ZM74 182V181H73ZM77 182V181H76ZM80 182V180L78 181ZM99 182V184H98ZM145 182V181H144ZM163 182V181H162ZM182 182V180H181ZM192 182V181H191ZM194 182V180H193ZM240 182V181H239ZM252 182V181H251ZM250 182V183H251ZM23 183V181H22ZM21 183V184H22ZM79 183V184H81ZM100 183H101V186H100ZM146 183V182H145ZM151 183V181H150ZM169 183V182H167ZM173 183V182H172ZM180 183V182H179ZM216 183V182H215ZM246 183V184H245ZM260 183V181H259ZM39 184V183H38ZM148 184V183H147ZM152 184V183H151ZM163 184V183H162ZM178 184V183H177ZM219 183H217L218 185ZM229 184V185H228ZM253 184H255L253 182ZM263 184V183H262ZM23 185V184H22ZM78 185V183L76 184ZM105 185V184H104ZM120 185V186H119ZM175 185V184H174ZM201 185V184H199ZM198 185V186H199ZM204 185H206L204 183ZM216 185V184H214ZM233 185V184H232ZM257 187H258V184H256ZM21 186V185H20ZM25 186V185H24ZM23 186V187H24ZM37 186V185H35ZM158 186V184L156 185ZM171 186V185H169ZM177 186V185H176ZM194 186V185H193ZM246 186V187H245ZM261 186V185H260ZM22 187V186H21ZM23 187L19 190L17 189L16 191H18V197L19 196H23V191H25V187L23 189ZM128 187V188H127ZM164 187V186H162ZM166 187V185H165ZM164 187V188H165ZM168 187V186H167ZM166 187V188H167ZM196 187V186H195ZM218 186H216L217 188ZM257 187H252L251 189H254V190H257ZM0 188V189H1ZM9 188V189H8ZM106 188V186H105ZM163 188V189H164ZM175 188V187H174ZM179 188V187H178ZM198 188V187H197ZM200 188V187H199ZM203 188V187H202ZM214 188V187H213ZM247 188V190L245 189V192L248 194L252 192L251 191H248L249 189ZM260 188V187H259ZM28 189V188H27ZM26 189V190H27ZM31 189V188H30ZM38 189V190H39ZM108 189V188H107ZM124 189V190H123ZM148 189V190H147ZM157 189V187H156ZM171 189V188H170ZM177 189V188H176ZM175 189V190H176ZM196 189V188H195ZM239 189V190H238ZM261 189H262V186H261ZM260 189V190H261ZM147 190V191H145ZM158 190V189H157ZM169 190V189H168ZM172 190V189H171ZM174 190V189H173ZM172 190V191H173ZM202 190V189H201ZM215 190V188H214ZM213 190V192H215ZM259 190V191H260ZM2 191V190H1ZM4 191V190H3ZM41 191V190H40ZM41 191V192H42ZM58 191V192H59ZM99 191V192H98ZM104 191V192H105ZM167 191V190H166ZM180 191V190H179ZM178 191V192H179ZM198 191V190H197ZM205 190H203L204 192ZM240 191V192H239ZM257 191V192H259ZM5 192V191H4ZM2 193L0 194L3 195L5 193ZM27 192V191H26ZM29 190H28V194H29ZM36 192V190L34 191ZM46 192V193H45ZM103 192V193H104ZM143 192H145L143 194ZM155 192V191H154ZM177 192V193H178ZM200 192V191H199ZM202 192V191H201ZM200 192V193H201ZM242 192V193H241ZM1 193V192H0ZM10 193V192H9ZM17 193V192H16ZM37 193V192H36ZM102 193V191H101ZM106 193V192H105ZM167 193V192H166ZM169 193V192H168ZM246 193L244 196H246ZM8 193H6L5 195L7 197H5L4 195L2 196L3 198L5 197L8 198L9 195H7ZM27 194V193H26ZM38 194H42V193H38ZM160 195L161 193L157 191V194L156 195ZM173 194V195H172ZM203 194V193H202ZM244 194V193H243ZM11 195V193H10ZM15 195V193L13 194ZM58 195V196H59ZM104 195V194H103ZM106 195V194H105ZM213 195V194H212ZM255 195V193H254ZM258 196H261L259 194H257ZM12 196V195H11ZM11 196H10V200H11ZM42 196V195H41ZM197 196L199 197V194H197ZM214 196V195H213ZM13 197V196H12ZM15 197V196H14ZM27 197V196H26ZM101 197H105V199L103 200L102 198V201H101ZM157 197V196H156ZM196 197V199L198 198ZM243 197V196H242ZM263 197V196H262ZM16 198V197H15ZM15 198H12V199H15ZM25 198V196H24ZM24 198H20V199H24ZM30 198V197H29ZM28 198V199H29ZM33 198V197H32ZM42 198V197H41ZM63 198V197H62ZM153 198H154V195H153ZM158 198V197H157ZM160 198V197H159ZM163 198V197H161ZM204 198V197H203ZM202 198V199H203ZM244 198V197H243ZM255 197H253L254 199ZM20 199H17V201H19ZM27 199V200H28ZM40 199V197H39ZM54 199V201H56ZM75 201L73 203V200ZM199 199V198H198ZM197 199V200H198ZM250 199V198H249ZM257 199V198H256ZM260 199V198H259ZM37 200V199H35ZM41 200V202L43 201ZM64 200V199H63ZM71 200V202H70ZM12 201V200H11ZM29 201V200H28ZM40 201V200H38ZM157 201V199H156ZM212 201V200H211ZM249 201V200H248ZM248 201H246V204L248 203ZM253 203L255 201L251 200ZM250 201V202H251ZM16 202V201H15ZM14 202V203H15ZM23 202V201H22ZM25 202V200H24ZM32 202V201H31ZM30 202V203H31ZM39 203L38 202L36 203L37 205H40L42 203ZM154 202V201H153ZM198 202V201H197ZM12 203V202H11ZM10 203V204H11ZM56 203V202H54ZM53 203V204H54ZM65 204V206H62L63 204ZM155 203V202H154ZM171 203V204H170ZM173 203V204H172ZM195 203V202H194ZM157 204V202H156ZM166 204H168V207L169 205H172L171 206V209L167 208L169 211L172 210V213L170 212L168 215L170 216L166 220H168V223L165 222V218L162 222V224L160 223L161 221H159L161 219V216H160V219L156 221L157 224H161L160 226H164L163 224L165 223V225L168 227L167 229H159L157 224L155 223V226L154 223L151 225L150 222H151V215L157 213V212H162L164 209H165V206H167ZM178 207L174 210V208L176 207L175 205ZM181 204V205H180ZM192 204V203H191ZM203 204V203H202ZM205 204V203H204ZM245 204V205H246ZM264 204V203H263ZM12 205V204H11ZM83 205V206H82ZM85 205V206H84ZM175 207H174V206ZM251 205V206H252ZM13 206V205H12ZM22 206V205H21ZM19 206V207H21ZM30 206V205H29ZM32 206H35L34 204ZM31 206V207H32ZM39 206V207H40ZM47 205L43 206L44 208H46ZM52 206V205H50ZM49 206V207H50ZM55 206V204H54ZM82 206V208H80ZM157 206V205H156ZM189 206V207H188ZM196 206V205H195ZM240 206H244L243 208L244 209H241V211H244L240 213V209L239 207ZM18 207L17 210H19L20 208ZM36 207V206H35ZM164 207L163 210H161L162 208ZM173 207V209H172ZM194 207V206H193ZM197 207H199L197 205ZM196 207V208H197ZM201 207V206H200ZM199 207V208H200ZM261 207V208H260ZM15 208V206H14ZM13 208V210H14ZM48 208V207H47ZM160 208V211L158 210ZM241 208V207H240ZM246 208V209H245ZM250 208V207H249ZM12 209V208H11ZM10 209V210H11ZM25 210V208H23ZM22 207L20 209V211H23ZM38 209V208H37ZM40 209V208H39ZM38 209V210H39ZM166 209V210H167ZM208 209V208H207ZM237 209L238 212H237ZM17 210H14L17 211ZM31 209H29L30 211ZM33 210V209H32ZM51 211V209H48ZM165 212V213H168V212ZM167 210V211H168ZM200 210V209H198ZM27 211V209L25 210V212ZM42 211H44V209L42 208ZM41 211V212H42ZM192 211V209H191ZM197 211V210H196ZM36 212H38L36 210ZM35 212V214H36ZM40 212V213H41ZM44 212H47V210H45ZM49 212V211H48ZM47 212V213H48ZM195 212V211H194ZM18 214H20L19 212H17ZM21 213H24V212H21ZM29 213V214H28ZM26 213L27 215H30V212ZM32 213V212H31ZM45 213V214H47ZM51 213V212H50ZM197 213V212H195ZM39 214V212L37 213ZM44 214V213H43ZM44 214V215H45ZM49 214V213H48ZM119 216H117V215ZM21 215V214H20ZM25 215V214H24ZM26 215V216H27ZM34 215V214H32ZM158 216L160 214H157ZM196 215V214H195ZM19 216V215H18ZM34 216V217H35ZM116 216V217H115ZM198 216V215H197ZM204 216V215H203ZM29 218H31L29 216ZM45 219V220H46ZM154 219V218H152ZM194 219V218H193ZM196 219V218H195ZM194 219V220H195ZM202 219V218H201ZM44 220V221H45ZM163 220V219H161ZM197 220H198V217H197ZM193 221V220H192ZM196 221V220H195ZM195 221H193L194 225H195ZM44 223H46L48 225V228L47 226L45 227L44 226ZM52 224H56L57 226L53 227L54 225ZM34 225V224H33ZM32 225V226H33ZM50 225H52L50 227ZM196 225H197V222H196ZM157 226V227H156ZM35 227V226H34ZM33 227V228H34ZM78 228V229H77ZM163 228V227H161ZM166 228V227H164ZM195 228V229H194ZM1 229V228H0ZM3 230V229H1ZM0 230V239H4L6 241H8V245H11L13 246L12 244H15L16 245V242H13V239L11 236H7V232L4 233ZM29 230V229H28ZM76 230V231H75ZM30 231V230H29ZM80 232H82V237H85L83 236L84 235V232L80 229L79 230ZM78 231V232H79ZM28 232V231H26ZM25 232V235L28 234ZM77 232V233H78ZM31 233V232H30ZM76 233V234H77ZM75 234V233H74ZM76 234L73 235V237L75 236L76 237ZM79 235V234H77ZM32 236V235H30ZM32 238H29V235H27V238L29 240H31L32 242ZM75 237H74V240H75ZM78 237V236H77ZM80 237V235H79ZM25 238V236H24ZM71 238V237H70ZM28 239H26L25 241H27ZM77 239V238H76ZM78 239H83V238H78ZM28 240V241H29ZM84 240V239H83ZM86 240V241H88ZM94 240V242H93ZM24 241V242H25ZM34 241V240H33ZM13 242V243H12ZM30 242V241H29ZM78 242H80L78 240ZM85 242V241H83ZM27 243V242H26ZM38 243V242H37ZM39 243V244H40ZM70 243V245H69ZM77 243V242H76ZM81 243V242H80ZM88 243V242H87ZM31 244V243H29ZM27 244V245H29ZM40 244V245H41ZM14 245V246H15ZM40 245H37L38 248L40 250H42L40 248ZM31 246H35V244H31ZM31 246H28L30 248H32ZM74 246V245H73ZM78 246V245H77ZM83 246V245H82ZM81 246V248H82ZM91 246V245H90ZM72 249H71V248ZM85 247V246H83ZM16 248V247H14ZM13 248L14 252H15V249ZM37 248V247H36ZM38 248L36 250H38ZM76 248V246H75ZM89 248V247H88ZM11 249V247H9V250ZM33 249H35V247H33ZM78 249V248H77ZM12 250V249H11ZM10 250V251H11ZM13 250H12V254H10V259L8 258V260L5 262L6 259H3L2 261H0V264H18L17 261H19L18 259H23L26 258V254H22V255H18L17 254V251H16V254L13 253ZM35 250V251H36ZM83 251V250H81ZM90 251V250H89ZM8 252V251H7ZM28 252H26L28 254ZM34 252V251H33ZM37 252V251H36ZM22 253V252H20ZM81 257L80 260L79 258L77 257V254ZM86 253V252H85ZM110 253V252H109ZM115 253V251L113 252ZM122 253V254H121ZM112 254V253H111ZM49 256V257H48ZM84 256V255H83ZM87 256V255H86ZM85 256V257H86ZM92 256V255H91ZM113 256V255H112ZM83 257L82 260L85 261V258ZM92 257V258H94ZM112 257V259H114ZM28 260V255H27V258ZM26 259H25V263L26 262ZM53 259V258H52ZM55 259V260H56ZM90 259V258H89ZM117 259V261H118ZM24 260V259H23ZM32 260V259H31ZM51 260V257L49 259V262ZM56 260V262H57ZM92 260V259H91ZM105 260V261H104ZM30 261V259H29ZM39 261L37 262V260H35V262H37V264L39 263ZM83 261V262H84ZM113 262L115 260H112ZM21 262V260L19 261V263ZM44 262L42 264H44ZM48 262V264H49ZM91 262V261H90ZM110 262H111V258H110ZM119 262V261H118ZM30 263V262H29ZM34 263V262H33ZM54 263V262H53ZM84 263H87V262H84ZM94 263V264H95ZM22 264V263H21ZM36 264V263H34ZM40 264V263H39ZM56 264V263H55ZM58 264V262H57ZM97 264V263H96ZM107 264V262H106ZM109 264V263H108ZM111 264V263H110ZM113 264V263H112Z\"/></svg>","mask_w":264,"mask_h":264},{"label":"rangeland","instance_id":"2","mask_svg":"<svg viewBox=\"0 0 264 264\" xmlns=\"http://www.w3.org/2000/svg\"><path fill=\"white\" fill-rule=\"evenodd\" d=\"M8 1H10V0H8ZM8 1L6 0V2L8 3ZM60 1V0H59ZM54 1L53 3H54V11L53 10H51L50 9V11L48 10V12L49 13H47V11L45 12L46 14H48V15H50V14H52V15H50V16H48L50 19L52 18V20L55 22V20L53 19V17L54 16H58L57 17V19L60 17L61 18V20L59 19V25L61 26H63V24H65L64 26H67L68 24H69V26L71 27V29H72V27L73 28H75V30L79 27V28H81V31L79 30V35H80V33H81V35H80V37H82V31H83V28L82 27H80L81 26V22H82V24L86 27L87 25H89V27L91 26V24H93L91 27H93L92 29H91V27H90V31H89V27L87 28V31L88 32H85V33H89L88 35H89V37L88 36H86V38L87 39H89L90 38V40H92V37H93V43L94 44H91V45H89V46H91L92 48L91 49H89V46H87L88 44H87V42L89 43V41L90 40H88L87 41V39L86 38H84L85 36L83 35V37L82 38H84L85 40H83L82 38V40H83V42H85L87 45L83 48V49H85L86 47L91 51V52H96V53H94V54H96L97 56L92 60V61H96L95 63L96 64H98V62H100L99 64H103V61L104 62H106L108 59H106L108 56H109V60H110V62L112 63L111 65H112V67H114L113 69H115V70H113V72L114 71H116V72H114V73H121V74H123L126 70V72L127 73H129L128 71H131V70H128L129 69V65H131V64H133V63H137V67L139 66V63H140V66L142 67H140V73L141 74H144L143 76L142 75H140V77L138 76L140 73H139V70H137V69H135V72L134 73H136V72H138V74H134V73H132V74H134V75H132L131 76V81H133V82H131L130 81V79H122V77H117V79H116V77H115V80H113V83H112V85L111 86H109L108 88H105V89H109V91H107L106 90V92H108V93H106L104 90H101L100 89V91H102V93H100L99 91H98V93H100V94H97V92H96V95L98 96H95V94L90 98L91 100H92V98L94 97V99L91 101V103H92V105L90 104V102L88 103V105L87 104H85L87 107L89 106H91V110L90 109H88L86 106H85V109H86V114H85V117L86 116H88L89 114L93 117V115L95 116L96 114L98 115V113H99V115H98V117H97V115H96V117H94L96 120H94V118H92L91 116H89L91 119V121H88V117H86V121H85V123H84V128L85 129H83L84 130V134L83 133H78V135L76 134V136H74L75 138H74V140L77 142V143H75V141L73 140V141H71L72 143L74 142L75 144H77V145H73L72 143V145L73 146H76L75 148L74 147H72V152L74 153V155L71 153V157H72V160H74L73 162H76V163H74V164H72V168L73 169H75V170H77V172L79 171V173H78V176H77V173L75 174V176L73 177L74 179H71V188L73 187L74 188V186H75V188H76V186L78 187V186H81L82 185V183L81 182H83V177H81V175L83 176L84 174H85V176H84V182H85V177H87L88 176V174L90 173V172H92V171H95L94 170V166L96 167V163H97V160H96V158L98 157L99 158V156H97V154L99 155V153H97L96 151V149H98V152H99V150H100V147H99V142H100V140H99V137L97 138V132L96 131H98V130H95V125H98V118H102L103 116H104V114L103 113H105V115L106 114H108V113H110V115L111 114H113L114 112H115V109L117 108V106H118V104L120 105V103L119 102H121L122 104L119 106L120 108H121V106H123L125 103H127V101L126 100H129V99H131V101L130 102H128L127 104H125V110L127 109H129V111H131L132 110V108H133V112H134V116H135V118H137V127H138V131L139 132H137L136 134H138L139 135V137H140V140H139V143H138V145H139V151L137 150L136 152H134V155L136 154L137 156H134V159L131 161V163H130V165L128 164V165H126L125 167L127 168V170H125V167H123V170L125 171V178L123 177V175L122 174H117L118 175V178H116V179H118V180H115V178H114V181H115V183H117L119 180H120V178H119V176H122L121 177V179L122 180H120L121 182H122V184H121V190H122V187L124 188V189H126V184H127V182H128V185H130V184H132L133 182H134V180L136 181L137 179H138V177L141 175V177H142V181H141V187H140V189H141V191H143L144 190V188L146 187L145 186V184L148 186H150V185H152V187H146V188H149L150 190H148V191H150V192H152L153 194H150V195H152V196H150V198H151V203H153L154 204V206H155V209L156 208H158L159 206H158V203L161 205V201L159 200V199H164V196L166 197L167 196V194H171V192L174 194L175 192V194H177V195H179V193H181V191L183 190V188H185L187 185V187L186 188H189V185L191 186L190 188H193V191L195 192V193H197V194H199V197L197 196V194L195 195V199H191L189 202H188V204L190 205V207H191V209H192V211H191V209H189V210H187L188 212H190V213H192V220L193 221H195V225H194V223H193V221L191 220V223L190 224H193L192 225V227L193 226H195V228L197 229V227L203 222V220H204V217H206V215H207V213H208V211H209V206H211L212 204H211V202L213 203V198H215V196H216V191L219 189V186L220 185H223V183L225 182V184H224V186L225 185H227V183L228 182H230V180L231 181H235V178H236V181H235V183L236 182H238L239 184H243L244 182H246V183H248L249 182V184H251V185H249L250 186V189L248 188V186H247V188L249 189L248 191H251L252 190V192L251 193H249L248 192V194L249 195H247V191L245 192V189L247 190V188H245L244 190H240V191H242L241 193V196H240V193H239V197H241V199H244V201H245V198L246 197H248V198H246V201H248V203L246 204V201H245V203H244V206L246 207V206H248V204L250 205V206H248V208L247 209H249L250 211H252V210H254V207H253V205H255V203H256V205H255V208L257 209L259 206H262V205H264L263 203H264V181H262V180H264V162H263V159H264V153H256V152H258V151H254V152H251L250 153V151H253V150H246V148H244V147H239L238 145H240V144H242V143H244V141L243 140H245V141H247V142H245L244 144H246V145H248V144H251L250 146H253V145H255V143L257 144V142H258V140H259V130L257 131V130H255V132H253L254 131V129L252 130V129H250V131L249 130H246V129H242V130H240L241 128H242V125H240L242 122L240 121L239 122V120H241V118H242V116H241V114L243 115V112H242V110H243V107L241 108V106H244V108H245V106L247 107V105H248V107H251L252 105V107H256L258 110H263V113H264V27H263V25H264V19L263 20H258V19H254L255 17H253V19H251L252 18V14H251V11H253L252 9H253V6L252 5H248V4H252V1L253 0H250L249 2H248V0H214L213 1V5L211 4V8H210V10L207 12V16H206V18H205V21H204V23H203V25L201 26H199V27H197V31H194L195 33H193L194 34V41H195V43L193 42V43H191L192 45H194V46H196L197 48H195L197 51V54L196 55H199L200 56V53L203 51V49H205L204 47L206 46V45H209V44H211V43H214V42H216V41H218V40H227V41H229V42H231L233 45H234V47H235V49L238 51V53L240 54L239 56H240V58H241V60H242V68L240 69V71L239 72H237V75L236 76H234V77H231V78H223V79H229L228 81H226V82H221V81H218L220 84V86L219 85H217V82L215 81V80H213V79H209L207 76H206V73H204L203 72V77L201 78L202 80L200 81V78L198 79V72H196V70H197V67H198V65H194L193 64V74H191L187 79H186V81L184 82V84L181 86L182 87V95L180 96V98H179V104L177 105V107L175 108L176 110H175V113H174V116H175V129H171V130H173V132H171V133H169V135H168V133H167V135L168 136H166V138H162L163 140L162 141H164L163 143H162V141L160 142L161 143V147H160V144H159V147H160V153H161V156H164V159H162V157L160 156V153H157V154H155V152L158 150V147H156L155 145L157 144V140H155V141H152L151 139L149 140V135H152V131H154V127H155V123H156V120L158 119V117H159V119H160V116H158V115H160L161 113H163V112H165L164 110H162V102H163V100H166V97H167V93H168V91L167 90H169L168 88L170 87V84H171V82H170V80H171V77H172V73H173V71L175 70V66H176V63L175 62H177V61H179V58H180V52H181V50L184 48V43H185V41H186V37L188 36V33H189V30H190V27H191V23H192V18H193V12H194V6H196L195 4H197V2H198V0H196V1H194V0H188L187 2L184 0H181V2L183 1V3H182V6H181V2H177V1H180V0H160V1H162V2H164V3H162L161 2V4H160V1L159 0H106L107 1V4H106V1L105 0H95L96 1V3H95V1L93 0H88V1H90V4L91 5H93L94 7H95V5H96V7L99 5V3L98 2H101V4H103V5H99V7H101L100 9L102 10H100L99 8H97L98 9V11L99 12H101V13H99L98 11H96V8H94L93 6H90L89 5V2L88 1H86V3H88V5L87 4H85L84 3V1L83 0H72V1H74L73 2V4L71 5V7L69 8L70 9V11H69V9L67 10H65V11H68L69 12V17H68V12H64V16H63V12H62V16L63 17H61V16H59L57 13H55L57 10L59 11V7H57V6H59L60 4L59 3H61L62 1ZM102 1H103V3H102ZM114 2V4H113V2ZM120 1V2H119ZM134 1V2H133ZM136 1H137V3H138V6H137V3H136ZM151 1H153V2H151ZM176 3H175V2ZM235 1V2H234ZM244 1V2H243ZM2 2H3V0H1V3H0V5H4V4H6V2L5 3H3L2 4ZM56 2V3H55ZM59 2V3H58ZM79 4V8H78V4ZM121 2L124 4H122L121 5ZM125 2V3H124ZM139 2H140V6H139ZM143 2H144V4H147L146 6L145 5H143ZM145 2H147V3H145ZM149 2L151 3V4H149ZM159 2V3H158ZM169 3L168 4V6H167V4L166 3ZM173 2V3H172ZM195 2V3H194ZM243 2V3H242ZM53 3H51L52 5H53ZM81 3H82V6H81ZM117 3H119V4H117ZM134 5H133V4ZM154 4V6H153V4ZM155 3H157V5L159 6H157ZM170 3H172V4H170ZM180 4V7H179V4ZM185 3H187L186 5H185ZM190 3V4H189ZM56 4H57V6H56ZM59 4V5H58ZM105 4L107 5V6H105ZM111 4V5H110ZM117 4V5H116ZM132 6H131V5ZM143 6H142V5ZM178 4V5H177ZM184 4V5H183ZM51 5V6H52ZM85 5V6H84ZM86 5H87V7H86ZM119 5V6H118ZM149 5V6H148ZM161 5V6H160ZM175 5V6H174ZM177 5V6H176ZM56 6V7H55ZM89 6L91 7V8H93V9H90V13H89V16L88 17H90V18H86V19H88V20H86L85 19V17L87 16L86 14H88V12H89ZM105 6V7H104ZM111 6V7H110ZM125 6H128L127 8L125 7ZM154 8H153V7ZM156 6V7H155ZM162 6H163V10H164V12H165V14H164V12H162ZM187 6V7H186ZM190 6V7H189ZM113 7H117L115 10H113L112 8ZM122 7H124V8H126V9H122ZM135 7H137V8H135ZM142 7V8H141ZM176 7V8H175ZM193 7V8H192ZM52 8V7H51ZM56 8H57V10H56ZM74 8V9H73ZM84 10V12H83V10ZM87 8V9H86ZM136 10H135V9ZM145 8H147V9H145ZM149 8V9H148ZM167 8H169L168 10H166ZM170 8H175V9H171V13H172V15H171V13L169 12L170 11ZM77 11H76V10ZM86 9V10H85ZM105 9V10H104ZM110 9H112V11L110 10ZM152 9H155V10H153V11H151ZM160 11H159V10ZM181 9H183V10H181ZM187 9H190V10H187ZM193 9V10H192ZM72 10V11H71ZM81 10H82V12H81ZM88 10V11H87ZM94 10V11H93ZM130 10V11H129ZM166 10V11H165ZM181 10V11H180ZM186 10V11H185ZM51 11H53V12H51ZM85 11H87V13L85 12ZM109 11V12H108ZM123 11H125V12H123ZM129 11V12H128ZM138 11H140V12H138ZM145 11V12H144ZM151 11V13H148V12H150ZM158 11H159V13L160 12H162V13H160V14H163L164 16H165V18H164V16L162 17V19L164 20V19H166V17H167V21L165 22L166 24L164 25V22H163V24H161L163 27H165V30L163 31H161V29L163 28L162 26H160L161 28H160V31L159 30H157L156 32H155V34H152L151 36H153V38H152V40H154V41H152L153 42V44H150L151 45V48H150V46H149V43H152L149 39H151V36H149V37H145L144 38V36H141L140 34H139V32L137 31V30H135L136 28H137V26L136 25H138V24H141L142 22H143V19H145V18H147L148 20L150 19V18H148L149 16L150 17H152L153 15H152V13H154V12H156V13H158ZM173 11V12H172ZM177 11V12H176ZM191 11V12H190ZM51 12V13H50ZM71 12V13H70ZM76 12V13H75ZM81 13V16H83L84 14L86 15L84 18H79L80 16V13ZM94 14H92V13ZM98 12V13H97ZM113 12V13H112ZM127 12V13H126ZM144 14H143V13ZM169 12V13H168ZM187 12V13H186ZM188 12H189V14L191 13V15H189L188 14ZM53 13H54V15H53ZM73 13V14H72ZM84 13V14H83ZM98 15H97V14ZM109 13V14H108ZM118 13H119V15H118ZM126 13V14H125ZM142 13V14H141ZM155 13V14H156ZM158 13V14H159ZM174 13V14H173ZM176 13V14H175ZM253 13V12H252ZM56 14V15H55ZM65 14H67V15H65ZM83 14V15H82ZM91 14V15H90ZM96 14V15H95ZM121 14V15H120ZM124 14H125V16H124ZM147 15V17H145L146 15ZM154 14V15H155ZM159 14V15H160ZM177 14H179V15H177ZM185 14V16L183 17V15ZM188 16H187V15ZM247 14H251L250 16L251 17H249V15H248V17L249 18H247L246 17V15ZM39 15V14H38ZM41 15V16H40ZM39 15V17L42 19V17H44V16H42L43 14H40ZM61 15V14H60ZM76 15H78V17L77 18H75V16ZM94 17H93V16ZM101 15V16H100ZM102 15H103V18H102ZM107 15H108V17H107ZM115 15V16H114ZM117 15V16H116ZM132 15V16H131ZM139 15V16H138ZM142 15V16H141ZM144 15V16H143ZM170 15V16H169ZM182 15V17H180ZM99 19V20H97V18ZM99 16V17H98ZM137 16V17H136ZM168 16H169V18H168ZM172 16V17H171ZM175 16V17H174ZM190 16V17H189ZM46 17V16H45ZM45 17H44V19H45ZM129 17H131V18H129ZM135 17V18H134ZM139 17V18H138ZM145 17V18H144ZM180 17V18H179ZM244 17H246V19L244 18ZM49 18H47L46 17V19H47V21L46 20H43V21H46L47 23H48V20L49 21H51ZM55 18V17H54ZM67 18H69V20H67ZM91 18H93V19H91ZM121 18L124 20H121ZM133 18V19H132ZM143 18V19H142ZM174 18V19H173ZM182 18H183V20H182ZM62 19H63V21H62ZM66 19V20H65ZM73 19H74V21H73ZM76 19H78V20H76ZM79 19H82V21H80ZM91 19V20H90ZM94 19H95V21H94ZM107 19H108V21H107ZM140 19H141V23H140ZM187 19H189L188 21H187ZM102 20V21H101ZM110 20V21H109ZM115 20H116V22H117V20H118V22H117V25H116V23H114V25H113V22H115ZM132 20V21H131ZM136 20V21H135ZM139 20V21H138ZM170 20V21H169ZM185 20V21H184ZM256 20V21H255ZM69 21V22H68ZM70 21H73L74 23H73V25L76 23L77 24V22H78V24L76 25V27H75V25L73 26L72 25V22L70 23ZM86 21H87V23H89V24H86ZM91 21V22H90ZM93 21V22H92ZM121 21V22H120ZM128 21H130V22H128ZM134 21V22H133ZM138 21V22H137ZM144 21H146V20H144ZM165 21V20H164ZM171 21H172V23H171ZM176 21V22H175ZM259 21V22H258ZM46 22H43L44 23V26L43 27H41L40 25H41V23H42V21H41V23L38 25V28L36 27V32L38 33L39 31H40V34L42 33L41 32V30L43 31V29H45L44 31H47L48 30V28H49V31H50V29H52V30H54L53 28H54V25H55V23L53 22H51V24H50V22L48 23V24H50L49 26H48V24H45ZM57 22V21H56ZM168 22H170V23H168ZM180 22V23H179ZM255 22H256V24H255ZM42 23V24H43ZM63 23V24H62ZM79 23H80V26H79ZM94 23H96V24H94ZM106 23H108V24H106ZM121 23H123V24H121ZM132 23V24H131ZM179 23V24H178ZM181 23H182V26H181ZM252 23V24H251ZM254 23V24H253ZM54 24V25H53ZM57 24V23H56ZM112 24V25H111ZM120 24V25H119ZM136 24V25H135ZM169 24H172V25H169ZM179 26H178V25ZM47 25V26H46ZM51 25H53L51 28H50V26ZM59 25H55V26H59ZM82 25V26H83ZM100 25V26H99ZM122 25V26H121ZM131 25H132V27H131ZM169 25V26H168ZM253 25V26H252ZM254 25H255V27L256 26H258V28L256 29V28H253L254 27ZM61 26V27H62ZM83 26V27H84ZM99 26V27H98ZM104 26H106V27H104ZM117 26V27H116ZM120 26V27H119ZM170 26H171V28H170ZM184 26H186V27H184ZM251 26H252V28H251ZM84 27V28H85ZM108 27V28H107ZM110 27H112L113 28V30H111L112 28H110ZM122 27V28H121ZM127 27H129L128 29H127ZM40 28V29H39ZM42 28V29H41ZM56 28V27H55ZM86 28H85V30L84 31H86ZM105 28V29H104ZM110 28V29H109ZM166 28H168V30L166 29ZM97 29V30H96ZM109 30V32L111 33V31H112V34H110L107 30ZM127 30V32H126V30ZM181 29V30H180ZM185 29V30H184ZM196 29V28H195ZM254 29V30H253ZM96 30V31H95ZM105 30H106V32H105ZM129 30V31H128ZM43 31V32H44ZM92 31V32H91ZM118 33V35H117V33ZM123 31V32H122ZM125 31V32H124ZM132 31V32H131ZM181 31V32H180ZM198 31H203V33L204 34H202V35H200L199 37H198ZM261 31H263V32H261ZM76 33L78 32V31H75ZM74 32V33H75ZM94 32V33H93ZM114 32V33H113ZM162 33V34H160V33ZM164 32H166L165 34H164ZM197 32V33H196ZM84 33V32H83ZM105 33V34H104ZM108 35H107V34ZM116 33V34H115ZM120 33V34H119ZM125 33V34H124ZM132 35H131V34ZM134 33V34H133ZM158 33V35H156ZM260 33V34H259ZM261 33H262V35H261ZM39 34V33H38ZM94 34V35H93ZM110 34V35H109ZM42 35V34H41ZM77 35V34H76ZM90 35L92 36V37H90ZM129 35H131V36H129ZM136 35H137V37H136ZM140 35V36H139ZM162 35V36H161ZM178 35V36H177ZM187 35V36H186ZM105 36H107V38L108 39H110V40H108ZM111 36V37H110ZM116 36V37H115ZM122 36V37H121ZM126 36H128V37H126ZM134 36V37H133ZM158 36V37H157ZM193 36V35H192ZM73 37H77L76 38V40H75V38H73L74 39V41L75 42H77L79 39V37H78V35L77 36H73ZM103 39H102V38ZM105 37V38H104ZM123 37H124V39H123ZM132 39H131V38ZM139 37V39H137L136 40V38H138ZM140 37H141V39H142V42H141V39H140ZM172 37V38H171ZM122 38V39H121ZM144 38V39H143ZM196 38V39H195ZM78 39V40H77ZM80 39V40H81ZM102 39V40H101ZM120 39V40H119ZM130 39V40H129ZM145 39H146V41H145ZM148 39V40H147ZM175 39H176V41H175ZM182 39V40H181ZM82 40H81V42L80 41H78L77 43V45L78 46H81L80 44H82L83 42H82ZM104 40V41H103ZM108 40V41H107ZM118 42H117V41ZM129 40V41H128ZM135 41V42H133V41ZM156 40H157V42H156ZM171 40H173V41H171ZM87 41V42H86ZM92 41H90V43L92 42ZM108 42V43H106V42ZM122 41H123V43H122ZM128 41V42H127ZM138 41V42H137ZM140 41V42H139ZM145 41V42H144ZM150 41V42H149ZM169 41V42H168ZM201 41V42H200ZM102 42V43H101ZM113 42V43H112ZM122 44H121V43ZM124 42H125V44L126 45H124ZM132 42V43H131ZM144 42V43H143ZM180 42H181V44H180ZM99 43V44H98ZM130 43V44H129ZM146 43H148V44H146ZM199 43V44H198ZM204 43V44H203ZM84 44V43H83ZM82 44V45H83ZM111 44V45H110ZM116 44V45H115ZM133 44H137L135 47H133L132 48V45ZM138 44H140V45H138ZM177 44V45H176ZM200 44H203V46L201 47V50H199L198 48L200 47ZM123 46V47H121V46ZM128 45V46H127ZM148 45V46H147ZM154 45V46H153ZM160 45V46H159ZM172 45V46H171ZM110 46V47H109ZM112 46V47H111ZM118 46H120L122 49H120V47H118ZM125 46H127V48L125 47ZM130 46V47H129ZM141 46H143V47H140ZM145 46V47H144ZM147 46V47H146ZM98 47H100V48H98ZM103 47V48H102ZM149 47V48H148ZM161 47V48H160ZM163 47V48H162ZM168 47H173V49H174V51H176V52H174L172 49H170V48H168ZM260 47V48H259ZM80 48H82V47H80ZM86 48V49H87ZM110 48V49H109ZM126 48V49H125ZM143 48H145V49H143ZM155 48V49H154ZM167 48V49H166ZM85 49V50H86ZM99 49V50H98ZM128 49V50H127ZM152 51H151V50ZM262 49V50H261ZM89 50H87V51H89ZM106 50V51H105ZM113 50V51H112ZM120 50H122V51H120ZM123 50H124V52H123ZM127 50V51H126ZM133 51V53L131 52V51ZM143 50V51H142ZM144 50H145V53H142V52H144ZM146 50H149V51H151L150 53L149 52H147ZM155 50H156V52H155ZM159 52H158V51ZM188 50V49H187ZM25 51V52H24ZM23 51V53L21 54L22 55V57H21V59L24 57V58H27L28 56L26 55L27 53V51L26 50H24ZM135 51V52H134ZM141 51V52H140ZM153 51H154V53L156 54H154L153 53ZM166 51V52H165ZM126 52H127V54H130L129 56L128 55H125L126 54ZM172 52H174V53H172ZM252 52V53H251ZM111 53V54H110ZM116 53H117V55H118V57H117V55H116ZM146 53H148V54H146ZM162 53V54H161ZM25 54V55H24ZM115 55V57H117L115 60L113 59V56ZM124 54V55H123ZM136 55V57H138L137 59H136V57L134 56V55ZM138 54H140L141 56H142V58H141V56H140V58H139V55ZM154 54V55H153ZM253 54V55H252ZM111 55H113V56H111ZM120 55V56H119ZM138 55V56H137ZM148 55H151V56H148ZM153 55V56H152ZM171 55V56H170ZM176 55V56H175ZM179 55V56H178ZM103 56V57H102ZM131 56V57H130ZM144 56H146V57H144ZM144 57V58H143ZM170 57V58H169ZM179 57V58H178ZM23 58V59H24ZM100 60H99V59ZM102 58V59H101ZM104 58V59H103ZM134 59V62H132L133 61V59ZM145 58H146V60H145ZM172 58V59H171ZM95 59H98V61L97 60H95ZM148 59V60H147ZM174 59V60H173ZM187 59H189V63H193L196 59L193 57H187ZM1 60V59H0ZM91 60V59H90ZM102 60V61H101ZM113 60V61H112ZM124 60V61H123ZM131 61V63L130 62H128V61ZM177 60V61H176ZM194 60V61H193ZM121 61V62H120ZM136 61V62H135ZM138 61V62H137ZM172 63H171V62ZM114 62L116 63V64H114ZM124 62H126V64L124 63ZM147 62H148V64H147ZM170 62V63H169ZM128 63V64H127ZM130 63V64H129ZM162 63V64H161ZM96 64H94L93 62H91L90 61V65L91 66H94V65H96ZM170 66V68H169V66ZM118 65V66H117ZM119 65H123L122 67L121 66H119ZM128 67H127V66ZM155 65H157V67L155 66ZM173 65V66H172ZM168 66V67H167ZM121 67V68H120ZM143 68H144V70H143ZM156 68V69H155ZM168 68H169V70H168ZM126 69V70H125ZM118 70H119V72H118ZM124 70V71H123ZM144 72H143V71ZM146 70V71H145ZM142 71V72H141ZM152 72H154V73H152ZM127 73H124L125 75L127 74ZM147 73V74H146ZM167 74V75H166ZM127 75H130V73L129 74H127ZM146 75V76H145ZM137 76V77H136ZM132 77H134V78H132ZM153 77V78H152ZM205 77V78H204ZM119 78H121V80L119 79ZM139 78V79H138ZM144 78V79H143ZM118 79H119V81H118ZM133 79V80H132ZM138 81H137V80ZM148 79V80H147ZM135 80V81H134ZM222 80V79H221ZM121 81H123V82H121ZM130 81V82H129ZM143 81V82H142ZM232 81V82H231ZM142 84H141V83ZM146 82V83H145ZM126 85H125V84ZM128 83H129V85H128ZM133 83H135L134 85H133ZM138 83H139V85H138ZM163 83V84H162ZM115 84H117V85H115ZM132 84V88H131V85ZM159 84H160V86H159ZM162 84V85H161ZM205 84V85H204ZM122 85H124V87L122 86ZM165 85V86H164ZM164 86V87H163ZM111 87V88H110ZM114 87V88H113ZM117 87H119L120 89H122V93L120 94V91H119V89L117 88ZM127 87V89H125ZM143 87V88H142ZM152 87V88H151ZM160 87H162V88H160ZM132 90H131V89ZM136 88V89H135ZM160 88V89H159ZM165 88V89H164ZM199 88V89H198ZM207 88V89H206ZM211 88V89H210ZM253 88V89H252ZM255 88V89H254ZM113 89H115V90H113ZM117 89V90H116ZM128 89L130 90V93L131 94H124V91L126 90V91H128ZM135 89V90H134ZM214 91H213V90ZM137 90V91H136ZM150 90V91H149ZM162 90V91H161ZM206 90H208V91H206ZM212 90V91H211ZM247 90H248V92H247ZM249 90H250V92H249ZM253 90H255V91H253ZM116 92L115 93V95H114V92ZM132 91V92H131ZM139 91V92H138ZM158 93H157V92ZM164 91V92H163ZM129 92V91H128ZM133 92H135V95H133V97L132 96H130V95H132L133 94ZM203 92V93H202ZM250 94L251 93V95L250 96H248V94ZM257 92V93H256ZM95 93V92H94ZM117 93H119V94H117ZM137 93V94H136ZM158 95H156V94ZM161 93V94H160ZM197 93V94H196ZM206 93V94H205ZM247 94V97L244 95L243 96V94ZM259 93V94H258ZM263 93V94H262ZM107 94V95H106ZM117 94V95H116ZM144 94V95H143ZM202 94V95H201ZM254 94H255V96H254ZM100 95V96H99ZM104 95H105V97H104ZM108 95H109V97H108ZM114 95V96H113ZM127 95H129V99H127L128 97H127ZM163 95V96H162ZM257 95H259V96H257ZM111 96V97H110ZM119 96V97H118ZM151 96H153V97H151ZM161 96V97H160ZM257 96V97H256ZM96 97H97V99H96ZM124 97H126L125 99H123ZM157 97V98H156ZM222 97V100L220 99ZM244 97H246V98H244ZM251 97H253V98H251ZM260 97H262L261 99H260ZM108 98V99H107ZM116 98H119L117 101H116ZM146 98H148L147 99V101H146ZM155 98V99H154ZM161 98V99H160ZM249 100H248V99ZM89 99V100H90ZM97 101H96V100ZM113 99V100H112ZM145 99V100H144ZM255 99V100H254ZM122 100V101H121ZM246 100V101H245ZM258 100V101H257ZM109 103H107V102ZM110 101H112V104L114 103H116V105L115 106H113L112 104H111V102ZM144 101H146L145 103H144ZM153 101V102H152ZM161 101V102H160ZM251 101V103H253V104H251V103H249ZM263 101V102H262ZM88 102V101H87ZM86 102V103H87ZM96 102H97V104H96ZM140 102H142V103H140ZM243 102V103H242ZM258 102V103H257ZM103 103H104V105H103ZM118 103V104H117ZM144 103V104H143ZM153 103H155V105L153 104ZM202 103V104H201ZM90 104V105H89ZM96 104V105H95ZM99 104V105H98ZM128 104H130V105H128ZM146 104H148V105H146ZM159 104V105H158ZM199 104V105H198ZM206 104V106H204ZM257 104V105H256ZM93 105H95V106H93ZM127 105V106H126ZM138 105V106H137ZM145 105V106H144ZM201 105V106H200ZM208 105H210V106H208ZM251 105V106H250ZM97 106H99L98 108V110H95L96 109V107ZM103 106H105V107H103ZM108 106V107H107ZM131 108V110H130V108ZM258 106H259V108H258ZM92 107H93V109H92ZM103 107V108H102ZM110 107V108H109ZM111 107H113V109H111ZM118 107V108H119ZM143 107V108H142ZM150 107V109H148ZM205 107V110L203 109ZM95 108V109H94ZM101 108V109H100ZM109 108V109H108ZM206 108H208V109H206ZM88 109V110H87ZM146 109V112L145 111H143V110H145ZM148 109V110H147ZM200 109H201V111H200ZM242 109V110H241ZM93 111V112H91L90 113V111ZM103 110V111H102ZM109 110H110V112H109ZM239 110V111H238ZM261 110V111H262ZM97 111H99L98 113H97ZM102 111V113H100ZM105 111V112H104ZM107 111V112H106ZM112 111V112H111ZM229 111V112H228ZM135 112L136 113H138L137 114V117H136V114H135ZM157 112V113H156ZM94 113V114H93ZM96 113V114H95ZM154 113V114H153ZM166 113V112H165ZM203 115H202V114ZM211 115H210V114ZM215 113V114H214ZM30 114V113H29ZM141 114V115H140ZM157 114V115H156ZM198 114V115H197ZM213 114V115H212ZM260 114V113H259ZM100 115H103V116H100ZM139 115V116H138ZM177 115V116H176ZM200 115V116H199ZM204 115H206V116H204ZM208 115V116H207ZM219 115V116H218ZM240 115V116H239ZM261 115H262V113H261ZM28 116H30V115H28ZM100 116V117H99ZM147 116V117H146ZM213 116V117H212ZM215 116V117H214ZM238 116V117H237ZM21 117L22 116H20L19 117V119H17L18 120V122H19V120L22 122H19V124H17V123H15L16 125L14 126V128L15 129H12L13 128V126H11V127H9V126H6V127H4V124L5 123H3V125L1 126L0 125V127H2V129L3 130H1L0 129V131H2V132H0V134H2V136L0 137V150H3L2 149V146L1 145H3V147L5 146L6 147V145H8V144H6L7 143V140L9 141V148H11L12 147V149H9L8 147L7 148H5L4 147V151H2V152H7V150L9 149V150H11V152L12 153H14V155L12 154L11 156H10V154H5V159L4 160H6L7 158L8 159H10L11 158V160H13L14 162L13 163H15V165H14V167H15V170H17L18 171V174L16 173V171H14V167L12 168V161H11V163H10V161H8V160H6L7 161V163H6V161H5V163L7 164H5L4 163V160L2 161V167L4 168V169H6V166H8V165H11V166H9V168L11 169L10 171H11V173L9 174V175H6L5 177H8V178H12V177H14V176H10L11 174H15V176L16 175H18L15 179H19V180H17L18 182L17 183H19V181H20V183L17 185V184H15L14 183V185H16L17 187H16V190L18 189L19 190V188L21 189L24 185L26 186H24L25 187V189H24V187H23V189L25 190V191H23V196L21 197V196H19V198H17L18 196V191H16V190H13V192H11L10 191V189L8 190V192H6L7 191V188H6V190L5 189H3L5 186L3 185H1V187H3V188H1L0 189V194H2L4 191V193L6 194V193H8L7 195H9V197L8 198H6L5 199V197H7L5 194H3L5 197L3 198L2 196L3 195H1L0 196V228L1 229H3L4 231H6L8 234H7V236H11L12 237V239H13V242H16V245L15 244H12L13 246H11V245H8L9 243H8V241H6V240H4L3 238L2 239H0V261H2L3 259H6L5 260V262L8 260V258L10 259V254H12V250H13V248L14 247H16V248H14L15 249V252H14V250H13V253H15V255H22L23 253L24 254H26L25 256H26V258H27V255H28V260L26 259V258H24L23 257V259H18L19 261L21 260V262L19 263V261H17L18 262V264H34V263H36L37 264V262L40 260L39 259V257L41 258V256L38 254V257H36L37 256V253H39L38 251H40V253H42L44 250V248H42V242L40 243V241H38V239H37V241H35V238L33 237V234H35L36 235V232H37V229H38V221L37 222H35L34 221V219H36V216L35 215H40V217H41V219L43 220V222H46L47 221V219H49V217L51 216L50 214H52V213H54L53 211H52V208L54 207V210L58 207V205L59 204H61V202L63 201V203H64V201H65V198L66 197H64V196H62L61 194L59 195L58 193H60V191L58 192V191H54V192H52L53 194H54V196L56 195L57 196V198L59 199V198H61V200L62 201H60V202H58L59 200L58 199H55L56 201H54V199H53V201H52V199H49V201H51L52 202V204H46L45 203V201L43 200L44 198H45V194L43 195V191H42V188H43V185H42V187L39 189V187L41 186V183L43 184V180H44V178L42 177V176H40V178H39V175H37V174H39V173H37V170H36V168H35V166H33L34 164L32 163L33 161H31V157H30V155H31V148H30V144H31V141H32V143H33V138H34V134H36L37 133V131H38V128L39 129H42V126L44 127L45 126V124L43 123H41V125L40 124H36L35 125V122H33L34 123V125H33V123L31 122V120H30V118L29 119H27L28 117H27V115L26 116H24V118L22 117V119H21ZM201 117V118H200ZM205 117V118H204ZM208 117V118H207ZM216 117H218L217 119H216ZM241 117V118H240ZM259 117V119L261 118V121H263L264 122V117H260V116H258ZM25 118H26V120H25ZM139 118V119H138ZM200 118V119H199ZM210 118V119H209ZM211 118H212V120H211ZM143 119H144V121H143ZM149 119V120H148ZM203 119H205V121L203 120ZM30 120V121H29ZM92 120H94V121H96L97 122V124L96 123H94V124H92L93 123V121ZM147 120V121H146ZM153 120V121H152ZM155 120V121H154ZM202 120H203V122H202ZM208 120V121H207ZM238 120V121H237ZM29 121V122H28ZM88 121V122H87ZM99 121H100V119H99ZM141 121H143V122H141ZM152 123H151V122ZM196 121V122H195ZM198 121V122H197ZM207 121V122H206ZM210 121V122H209ZM236 121V122H235ZM260 121V120H259ZM260 121V122H261ZM25 123V126H24V123ZM91 122V123H90ZM154 122V123H153ZM209 122V123H208ZM238 122V123H237ZM31 123H32V125H31ZM90 123V125L88 126V124ZM148 123V124H147ZM151 123V124H150ZM208 123V124H207ZM235 123H237V126L235 125V127H234V124ZM262 123V122H261ZM0 124H2V123H0ZM27 124H29V125H31V126H29V125H27ZM141 125V128H140V126L139 125ZM198 124H200L199 125V128L197 127V125ZM203 124V125H202ZM207 124V125H206ZM212 124V125H211ZM6 125H10L9 123H7ZM85 125H87V126H85ZM92 125H94V127L92 126ZM177 125V126H176ZM216 125H217V127H216ZM220 125H221V127H220ZM224 125V126H223ZM24 126V127H23ZM92 126V128L90 129L89 127H91ZM183 126H184V128H183ZM200 126H202V127H200ZM8 127H9V129H8ZM31 127V129H28V128H30ZM87 127V128H86ZM98 127V126H97ZM216 127V128H215ZM222 127H224L225 129H222ZM6 128V129H5ZM23 128V129H22ZM37 128V129H36ZM185 129V130H183V129ZM201 128V129H200ZM209 128V129H208ZM234 128V129H233ZM21 129V130H20ZM86 129H88V133L86 132L87 130ZM90 129V130H89ZM93 129H94V131L96 132V134H95V132H92L93 131ZM190 131H189V130ZM207 129V130H206ZM213 129V130H212ZM221 130L220 132L218 131V130ZM230 129V130H229ZM236 129V130H235ZM11 130V131H10ZM17 130H18V132L20 133V135L18 136V132H17ZM36 130V131H35ZM192 130V131H191ZM198 130H200L199 132H198ZM204 130V131H203ZM232 130V131H231ZM243 130H245V132L243 131ZM252 130V131H251ZM10 131V132H9ZM13 131V132H12ZM22 131V132H21ZM25 131V132H24ZM181 131H182V133H181ZM186 133H185V132ZM195 131H197V132H195ZM212 131V132H211ZM216 131V132H215ZM241 131H243L242 132V134H240L241 133ZM3 132H4V134H3ZM11 132L12 133H15V132H17V133H15V137L18 139H16L15 137V141H16V143H15V141H14V138H13V136H12V134H11ZM35 132V133H34ZM213 132H215V136L213 137V135H214V133ZM248 132V133H247ZM251 132V133H250ZM258 132V133H257ZM6 133H7V135H6ZM91 133L93 134V135H91ZM181 133V134H180ZM189 133V134H188ZM199 133V134H198ZM211 134V136H210V134ZM221 133V134H220ZM225 133V135H222V134H224ZM244 133H247V134H245V135H243ZM27 134V135H26ZM88 134H89V136L90 137H88ZM185 134V135H184ZM194 134V135H193ZM205 134V135H204ZM218 134V135H217ZM4 135H6V136H4ZM11 135V136H10ZM14 135V134H13ZM19 137H17V136ZM26 135V136H25ZM83 135H84V137H85V139H84V137H83ZM97 135V136H96ZM181 135V136H180ZM194 137H193V136ZM196 135V136H195ZM232 135V136H231ZM234 135H235V137H234ZM238 135H240V136H238ZM246 135H247V137H246ZM33 136V137H32ZM79 136V137H78ZM80 136H81V138H80ZM218 136V137H217ZM224 136V137H223ZM242 136H245L246 137V139H243V138H245V137H242ZM10 137H12V139H13V142L15 143H12V139L10 138ZM200 137H201V139H200ZM204 137V138H203ZM211 138V139H209V138ZM214 139H213V138ZM216 137V138H215ZM220 137H222V138H220ZM239 137H240V139H239ZM11 140H10V139ZM178 138V139H177ZM194 138H195V140H194ZM203 138V139H202ZM217 138H219V139H217ZM3 139V140H2ZM32 139V140H31ZM82 139H84V141L82 140ZM223 139V140H222ZM255 139V140H254ZM6 140V141H5ZM81 140H82V142H81ZM198 140H200V141H198ZM201 140H203V141H201ZM219 140V141H218ZM239 140H242L241 142H238ZM11 141V142H10ZM19 141V142H18ZM198 141V142H197ZM209 141V142H208ZM216 143V145L213 143ZM217 141V142H216ZM222 141V142H221ZM3 142V143H2ZM195 144H194V143ZM249 142V143H248ZM10 143H12V144H14L13 146L15 147H13V146H11V144ZM17 143H19V144H17ZM24 143V144H23ZM25 143H27V144H25ZM81 143H82V145H81ZM208 143V146L206 145ZM236 143H237V145H236ZM6 144V145H5ZM98 144V146H96ZM190 144H193V145H190ZM201 144V145H200ZM205 144V145H204ZM212 146H211V145ZM214 144V145H213ZM218 144V145H217ZM27 145V146H26ZM30 145V146H29ZM71 145V146H72ZM81 145V146H80ZM91 145V146H90ZM94 145V146H93ZM195 145V146H194ZM202 146L201 147V149H202V151H201V149L200 150H197L196 148L198 147V146ZM210 145V146H209ZM23 146V147H22ZM29 146V147H28ZM77 146L79 147V149H78V151H77ZM82 146H83V148H82ZM89 146V147H88ZM93 146V147H92ZM142 146V147H141ZM154 146H155V148L157 149H155L154 148ZM157 146H158V144H157ZM216 146V147H215ZM218 146V147H217ZM220 146V147H219ZM16 147H18V148H16ZM84 147H85V150H84ZM97 147H99V148H97ZM210 147V148H209ZM74 148V149H73ZM91 148V149H90ZM144 148L146 149V150H144ZM148 148V149H147ZM154 148V149H153ZM162 148V149H161ZM206 148V149H205ZM220 148H221V150H220ZM242 148H244V149H242ZM5 149H7V150H5ZM13 149H15V150H13ZM83 149V150H82ZM212 149H213V151H212ZM214 149H216V150H214ZM27 150V151H26ZM76 150V151H75ZM140 150H141V153H139L140 152ZM142 150H144L145 152H143ZM169 150V151H168ZM172 150V151H171ZM196 150V151H195ZM203 150L205 151V152H203ZM211 150V151H210ZM245 150V151H244ZM21 151V152H20ZM83 151V152H82ZM85 151V152H84ZM90 151V152H89ZM96 152L97 154L95 155L94 154V152ZM168 151V153H166V154H163V153H165V152H167ZM191 151H192V154H191ZM194 151H195V153H194ZM201 151V152H200ZM215 151H217L216 153H215ZM227 151V152H226ZM9 153H11L10 151H8ZM75 152H76V154H78L77 156L75 155ZM93 152V156H92V153ZM170 152V153H169ZM171 152H172V154H171ZM214 152V153H213ZM245 152V153H244ZM83 153V157H82V154ZM137 153H139V154H137ZM146 156V155H148L147 153H151V155H148L147 157H149L148 159V161H147V163L143 160L144 158V156H142L143 154ZM181 153V154H180ZM189 153V154H188ZM212 155H211V154ZM226 153V154H225ZM17 154V155H16ZM30 154V155H29ZM88 155V156H86V155ZM89 154H91V155H89ZM140 154H142V155H140ZM182 154H183V156H182ZM189 156H188V155ZM203 154V155H202ZM204 154H206V155H204ZM209 154V155H208ZM248 154V155H247ZM255 154V155H254ZM261 154H263V157L261 156ZM157 155V156H156ZM194 155V156H193ZM214 155V156H213ZM259 155V156H258ZM8 156V157H7ZM10 156V157H9ZM12 156H13V158H12ZM76 156V157H75ZM86 156V157H85ZM91 156V157H90ZM142 156V158H140ZM155 156V157H154ZM159 156V157H158ZM187 156V157H186ZM191 156V157H190ZM210 156H211V159H210ZM224 156V157H223ZM229 156H232V157H229ZM233 156H234V159H233ZM252 156V157H251ZM261 156V157H260ZM177 159H176V158ZM194 157H196V158H198V161L196 160V158H194ZM209 157V158H208ZM216 157V158H215ZM248 157V158H247ZM255 157V158H254ZM76 158H77V160H76ZM81 158V159H80ZM86 158V159H85ZM89 158H91V161H90V159ZM97 158V159H98ZM159 158V159H158ZM182 158H187V159H189L185 164H184V162H182V160H180V159H182ZM190 158H194L193 159V161H192V159H190ZM203 160H202V159ZM207 158V159H206ZM212 158H213V160H212ZM226 158H228V159H226ZM241 158V159H240ZM242 158H244V159H246L245 161L246 162H250L251 164H252V166H250L251 167V169H253V170H249V172L251 171L252 172V174H251V172H250V176H249V174H248V177L247 176H244L243 175V173L242 172H240V173H237V171H236V169H234L235 170V172H229V170L231 169V167L230 166H234L235 168H236V166H239V165H241L242 163H241V161L242 162H244V159H242ZM249 158H251L250 160H249ZM257 158V159H256ZM261 158V160H262V162L263 163H261V160H259ZM263 158V159H262ZM28 159V160H27ZM30 159V160H29ZM83 159V160H82ZM88 159V160H87ZM169 159V160H168ZM172 159V160H171ZM206 159V160H205ZM209 159V160H208ZM227 161H226V160ZM233 161H232V160ZM33 160V159H32ZM76 160V161H75ZM81 160V161H80ZM95 160V161H94ZM143 160V161H142ZM155 160H157V161H155ZM175 160H177V161H175ZM195 160V161H194ZM201 160V161H200ZM211 160V161H210ZM17 161V162H16ZM30 161V162H29ZM78 161H79V163H78ZM87 163H86V162ZM140 161H142V162H140ZM204 161V162H203ZM224 161V162H223ZM253 161V162H252ZM83 162V163H82ZM133 162H134V164H133ZM146 164H145V163ZM182 162V163H181ZM197 162V163H196ZM228 162V163H227ZM233 162V163H232ZM9 163V164H8ZM19 163V164H18ZM231 163H232V165H231ZM236 163H237V165H236ZM89 164V165H88ZM94 164V165H93ZM98 164V163H97ZM180 164V165H179ZM222 164V165H221ZM228 164V165H227ZM230 164V165H229ZM239 164V165H238ZM249 164V163H248ZM250 164V165H251ZM254 164V165H253ZM4 165H5V167H4ZM19 165V166H18ZM74 165V166H73ZM79 165H80V167H79ZM84 165V168H83V171H82V168H81V166H83ZM87 165V166H86ZM132 165V166H131ZM134 165V166H133ZM138 165V166H137ZM179 165V166H178ZM184 165V166H183ZM194 165V166H193ZM202 165V166H201ZM225 165H227V166H229L230 168H228L227 169V171L226 170H224V168H225ZM257 165H259V166H257ZM260 165H262L261 167H260ZM18 166V167H17ZM78 166V167H77ZM91 166V167H90ZM98 166V165H97ZM127 166H129V167H127ZM184 168H183V167ZM220 166V167H219ZM2 167H0V168H2ZM75 167V168H74ZM199 167V168H198ZM222 167V168H221ZM224 167V168H223ZM253 167V168H252ZM259 168V170L257 169V168ZM8 168V167H7ZM19 168V169H18ZM21 168V169H20ZM81 168V169H80ZM86 168H88V170L86 169ZM90 168V169H89ZM91 168H93V170L91 171ZM97 168V167H96ZM95 168V169H96ZM136 168V169H135ZM179 168V169H178ZM190 170H192V171H190ZM204 170H203V169ZM261 168V169H260ZM263 168V169H262ZM12 169H13V171H12ZM78 169H80V170H78ZM86 169V170H85ZM130 169V170H129ZM134 169V170H133ZM183 169V170H182ZM197 170V171H194V170ZM222 169V170H221ZM258 171H257V170ZM1 170V169H0ZM3 170V169H2ZM7 170H9V169H7ZM20 170V171H19ZM34 170H36L35 172H34ZM90 170V171H89ZM123 170H121L122 172L121 173H123L124 171ZM132 170V171H131ZM140 170V171H139ZM186 170V171H185ZM203 170V171H202ZM212 170H213V172H212ZM263 170V171H262ZM32 171V172H31ZM83 172L81 175H79L80 174V172ZM89 171V173L87 174V173H84V172H88ZM134 171V172H133ZM141 171H142V173H141ZM183 171H185V172H183ZM218 171H220V172H218ZM224 171V172H223ZM257 171V172H256ZM3 172H6L7 174H8V172L6 171V170H3ZM19 172H21V173H19ZM129 174H128V173ZM131 172V173H130ZM136 172V173H135ZM140 172V173H139ZM188 172V173H187ZM202 172V173H201ZM253 172H255V173H253ZM23 173V174H22ZM36 173V174H35ZM138 173V174H137ZM182 173H184V174H182ZM192 173H194V174H192ZM228 173V174H227ZM232 174V176H231V174ZM262 173V174H261ZM13 174V175H14ZM35 174V175H34ZM87 174V175H86ZM124 174V173H123ZM131 174V175H130ZM133 174H136V175H133ZM187 174H188V176H187ZM199 174V175H198ZM201 174V175H200ZM218 174V175H217ZM230 174V175H229ZM235 174V175H234ZM237 174V175H236ZM116 175V176H117ZM128 175V176H127ZM223 175V176H222ZM10 176V177H9ZM22 176L23 178H21L22 179V181H23V183H22V181H21V179H20V177ZM38 177V181L39 182H37V177ZM115 176V175H114ZM133 176V177H132ZM152 176V177H151ZM184 176V177H183ZM203 176V177H202ZM225 176V177H224ZM235 176H237V177H235ZM241 176V177H240ZM243 176V177H242ZM252 176V177H251ZM130 179H129V178ZM189 177V178H188ZM192 177H194V178H192ZM199 177H200V179H199ZM227 177V178H226ZM233 177V178H232ZM247 177V178H246ZM250 177V178H249ZM36 178V179H35ZM78 178V179H77ZM80 178V179H79ZM127 178V179H126ZM131 178H132V181H131ZM134 178V179H133ZM136 178V179H135ZM153 178V179H152ZM192 180H191V179ZM216 178H217V180H218V178H220L219 180L220 181H222L221 183H220V181H217L216 180ZM243 178H245L246 180H244ZM126 179V180H125ZM152 179V180H151ZM163 179V180H162ZM178 179V180H177ZM189 179V180H188ZM198 179H199V181H198ZM222 179V180H221ZM4 180H7V178L6 179H4ZM80 180V182H78ZM82 180V181H81ZM111 180L113 181V179L111 178ZM161 180V181H160ZM181 180H182V182H181ZM193 180H194V182H193ZM227 180V181H226ZM247 180H248V182H247ZM35 181V182H34ZM74 181V182H73ZM77 181V182H76ZM112 181H110V182H112ZM113 181V182H114ZM119 181V182H120ZM146 183H145V182ZM150 181H151V183H150ZM163 181V182H162ZM192 181V182H191ZM240 181V182H239ZM252 181V182H251ZM259 181H260V183H259ZM261 181H262V183H261ZM3 181H1V183H2ZM37 182V183H36ZM112 182V183H113ZM118 182V183H119ZM167 182H169V183H167ZM173 182V183H172ZM180 182V183H179ZM216 182V183H215ZM251 182V183H250ZM253 182L255 183V184H253ZM23 185H22V184ZM39 183V184H38ZM78 183V185H76ZM79 183H81V184H79ZM101 183H102V186H101ZM100 183V189L99 190H101V188L102 187H104L101 191H102V193H101V191L98 193V195H102V196H106L107 197V192L109 191V187H108V185H109V183H106L105 182V180H104V182L102 181ZM115 183H113V184H115ZM124 183H126V184H124ZM148 183V184H147ZM163 183V184H162ZM178 183V184H177ZM186 183H190V184H186ZM204 183L206 184V185H204ZM217 183H219L218 185H217ZM238 183H236V184H234V182L232 183V184H230L231 185V187L232 186H234V187H236V185L238 184ZM245 183V184H246ZM98 184H99V182H98ZM105 184V185H104ZM106 184H108V185H106ZM158 184V186H156ZM175 184V185H174ZM180 184H181V186H182V184L183 185H185L186 184V186H183V188L180 186ZM199 184H201V185H199ZM214 184H216V185H214ZM256 184H258V187H257V185ZM22 187H21V186ZM35 185H37V186H35ZM165 185H166V187H165ZM169 185H171V186H169ZM177 185V186H176ZM194 185V186H193ZM199 185V186H198ZM229 185V184H228ZM244 185V184H243ZM262 186V189H261V186ZM105 186H106V188H105ZM120 186V185H119ZM162 186H164V187H162ZM196 186V187H195ZM216 186H218L217 188H216ZM156 187H157V189H156ZM175 187V188H174ZM179 187V188H178ZM198 187V188H197ZM200 187V188H199ZM203 187V188H202ZM215 188V190H214V188ZM246 187V186H245ZM252 187H257V190H254V189H251ZM260 187V188H259ZM28 188V189H27ZM31 188V189H30ZM108 188V189H107ZM128 188V187H127ZM164 188V189H163ZM173 190H171V189ZM177 188V189H176ZM196 188V189H195ZM27 189V190H26ZM39 189V190H38ZM105 189L106 190H108V191H105ZM123 189V190H124ZM169 189V190H168ZM176 189V190H175ZM202 189V190H201ZM261 189V190H260ZM2 190V191H1ZM4 190V191H3ZM28 190L30 191L29 192V194H28ZM36 190V192H34ZM42 192H41V191ZM147 190H145V191H147ZM164 190H165V192H164ZM167 190V191H166ZM180 190V191H179ZM198 190V191H197ZM203 190H205L204 192H203ZM213 190L215 191V192H213ZM239 190V189H238ZM260 190V191H259ZM27 191V192H26ZM106 193H105V192ZM155 191V192H154ZM157 191H158V193L160 192L161 194L159 195H156L157 194ZM179 191V192H178ZM201 193H200V192ZM239 191V192H240ZM257 191H259V192H257ZM11 193V195L13 196H11L10 195V193ZM17 192V193H16ZM104 192V193H103ZM162 192H164L165 194H164V196H163V193ZM167 192V193H166ZM169 192V193H168ZM178 192V193H177ZM15 193V195H13ZM27 193V194H26ZM38 193H42V194H38ZM46 193V192H45ZM145 192H143V194H144ZM203 193V194H202ZM245 193H246V196H244L245 195ZM254 193H255V195H254ZM104 194V195H103ZM106 194V195H105ZM172 194V195H173ZM173 195V196H176V195ZM214 196H213V195ZM257 194H259V195H261V196H258ZM42 195V196H41ZM59 195V196H58ZM153 195H154V198H153ZM10 196H11V200H10ZM16 198H15V197ZM24 196H25V198H24ZM27 196V197H26ZM158 198H157V197ZM244 198H243V197ZM263 196V197H262ZM30 197V198H29ZM33 197V198H32ZM39 197H40V199H39ZM42 197V198H41ZM63 197V198H62ZM160 197V198H159ZM161 197H163V198H161ZM196 197H198L197 199H196ZM204 197V198H203ZM253 197H255L254 199H253ZM12 198H15V199H12ZM20 198H24V199H20ZM29 198V199H28ZM102 198H103V200L105 199V197H101V201H102ZM203 198V199H202ZM250 198V199H249ZM257 198V199H256ZM260 198V199H259ZM17 199H20L19 201H17ZM29 201H28V200ZM35 199H37V200H35ZM64 199V200H63ZM156 199H157V201H156ZM24 200H25V202H24ZM38 200H40V201H38ZM41 200H43L42 202H41ZM73 200V199H72ZM212 200V201H211ZM251 200H253V201H255L254 203L251 201ZM16 201V202H15ZM23 201V202H22ZM32 201V202H31ZM155 203H154V202ZM198 201V202H197ZM251 201V202H250ZM12 202V203H11ZM15 202V203H14ZM31 202V203H30ZM38 202V204L41 202L42 204H41V206L40 205H37L36 203ZM54 202H56V203H54ZM70 202H71V200H70ZM75 201L73 200V203H74ZM156 202H157V204H156ZM195 202V203H194ZM13 205H11V204ZM55 204V206H54V204ZM57 203H59V204H57ZM62 203V204H63ZM192 203V204H191ZM203 203V204H202ZM205 203V204H204ZM35 205V206H32V205ZM43 204H44V206L45 205H47L46 206V208H44V207H42L43 206ZM171 204V203H170ZM173 204V203H172ZM246 204V205H245ZM253 204V205H252ZM262 204V205H261ZM22 205V206H21ZM30 205V206H29ZM50 205H52V206H50ZM157 205V206H156ZM167 206H165V209H164V207L161 209V210H163V211H165L167 208H169V209H171V206L172 205H169V207H168V204H166ZM175 205V204H174ZM173 205V206H174ZM181 205V204H180ZM196 205V206H195ZM197 205L200 207H197ZM252 205V206H251ZM14 206H15V208H14ZM19 206H21L22 207V209L23 208H25V210L27 209V211L25 212V210L23 209V211H20V209H21V207H19ZM32 206V207H31ZM40 206V207H39ZM50 206V207H49ZM62 206H65V204H63ZM83 206V205H82ZM82 206L80 207V208H82ZM85 206V205H84ZM176 206V205H175ZM174 206V207H175ZM194 206V207H193ZM244 206H240L239 207V209H237V212H238V210L240 211V213L241 212H243L244 213V211H246V210H244V211H241V209H244L243 207ZM258 206V207H257ZM18 207L20 208L19 210H17L18 209ZM48 207V208H47ZM179 207V206H178ZM177 206L174 208V210L176 209V208H178ZM189 207V206H188ZM197 207V208H196ZM250 207V208H249ZM253 209H252V208ZM264 207V206H263ZM12 208V209H11ZM13 208H14V210H17V211H15L14 212V210H13ZM39 210H38V209ZM42 208L44 209V211L45 210H47V212L49 213H47V212H44V211H42ZM208 208V209H207ZM245 208V209H246ZM261 208V207H260ZM11 209V210H10ZM29 209H31L30 211H29ZM33 209V210H32ZM48 209H51V211L50 210H48ZM172 209H173V207H172ZM198 209H200V210H198ZM252 209V210H251ZM36 210L39 212V214H37L38 212H36ZM159 211H160V208L158 209ZM168 210V209H167ZM166 210V212H168V213H165V212H157V213H155V214H153V215H151V216H153V217H151V222H150V224L152 225L155 221H156V219L157 220H159L160 219V216H161V219H163V220H159V221H161L160 223L162 224V222L163 221H165L166 219H167V217L166 216H168V218L170 217L169 215V213L171 212L172 213V210H168L167 211ZM197 210V211H196ZM42 211V212H41ZM197 212V213H195V212ZM17 212H19L20 214H18ZM21 212H24V213H21ZM28 212H30V215H27L26 213H28ZM32 212V213H31ZM35 212H36V214H35ZM41 212V213H40ZM51 212V213H50ZM206 213V215H205V213ZM247 212V211H246ZM45 213H47V214H44ZM25 214V215H24ZM29 214V213H28ZM32 214H34V215H32ZM157 214H160L159 216L157 215ZM169 214V215H168ZM196 214V215H195ZM19 215V216H18ZM27 215V216H26ZM117 215V214H116ZM198 215V216H197ZM204 215V216H203ZM29 216L31 217V218H29ZM35 216V217H34ZM44 216H49L47 219H46V217L44 218ZM118 216V215H117ZM116 217V216H115ZM119 217V216H118ZM165 218V220H164V218ZM197 217H198V220H197ZM34 218V219H33ZM152 218H154V219H152ZM195 220H194V219ZM202 218V219H201ZM46 219V220H45ZM170 219V218H169ZM45 220V221H44ZM156 222H158V221H156ZM155 222V223H156ZM165 222H167L168 223V220H166ZM196 222H197V225H196ZM35 223L36 224H38L37 226L35 225ZM155 223H154V225L153 226H155ZM159 223V222H158ZM34 224V225H33ZM157 224V223H156ZM160 224V225H161ZM33 225V226H32ZM52 225H54L53 227H55V226H57L56 224H52ZM52 225H50V227L52 226ZM159 224H157V226H158ZM158 226V228L159 229H167L168 227L165 225V223L163 224L164 226ZM35 226V227H34ZM40 226V225H39ZM44 226L46 227L47 226V228H48V225L46 224V223H44ZM156 226V227H157ZM34 227V228H33ZM161 227H163V228H161ZM164 227H166V228H164ZM35 228H36V230H35ZM194 228V229H195ZM0 229V230H1ZM30 231H29V230ZM34 231H36L35 233H33L32 232V230ZM78 229V228H77ZM82 230L83 232H84V235L83 236H85V234H86V236L85 237H82V232H80L79 230ZM80 229H78L77 230V232H73V235H75L76 233L77 234H79L80 235V237H79V235H77L76 234V237H75V240H74V237H73V235L72 236H69V239H72V242L70 241V243H73V244H71L72 245V250L75 252L76 250V252H79V253H81V257H82V259H83V257H85L86 255V257L85 258H87V259H85V261L84 260H80V256L78 255V253L76 254L77 255V257L79 258V260L82 262V264H94L95 262L94 261H97L96 259H95V257H94V252H93V250H92V248H90V247H92L93 245V243L91 242L92 241V239H94V238H92L93 236L89 233V232H87L85 229H82V228H80ZM3 230H1L2 232H4ZM38 230H40V229H38ZM26 231H28V232H26ZM76 231V230H75ZM6 232H4V233H6ZM25 232L26 233H28V234H26L25 235ZM31 232V233H30ZM75 233V234H74ZM88 234H90L91 235V237L88 235ZM27 235H29V238H32L33 237V239H32V242H31V240H29L28 238H27ZM30 235H32V236H30ZM24 236H25V238H24ZM78 236V237H77ZM87 236H89L90 238H92V239H90V240H88V238H87ZM71 237V238H70ZM77 238V239H76ZM78 238H83V239H78ZM26 239H28L27 241H25ZM34 240V241H33ZM78 240L81 242H78ZM86 240H88V241H86ZM95 240V239H94ZM94 240H93V242H94ZM25 241V242H24ZM83 241H85V242H83ZM12 242V243H13ZM27 242V243H26ZM38 242V243H37ZM77 242V243H76ZM88 242V243H87ZM92 244H91V243ZM8 243V244H7ZM29 243H33V244H35V246H31V244H29ZM41 245H40V244ZM70 243H69V245H70ZM27 244H29V245H27ZM36 244L37 245H40V248L42 249V250H40L39 248H38V246H36ZM15 245V246H14ZM74 245V246H73ZM78 245V246H77ZM85 246V247H83V246ZM91 245V246H90ZM28 246H31L32 248H30V247H28ZM75 246H76V248H75ZM81 246H82V248H81ZM9 247H11V251L9 250ZM33 247H35V249H33ZM38 248V250H36L37 248ZM89 247V248H88ZM78 248V249H77ZM74 249H76V250H74ZM31 250H33L31 253H34V255H35V253H36V256H34L35 258L33 259V254H32V256L29 254V252L28 251H31ZM37 252H36V251ZM81 250H83V251H81ZM90 250V251H89ZM8 251V252H7ZM16 251H17V254H16ZM42 251V252H41ZM112 250H110L109 252H108V255H107V257H108V259H106L107 261V264L109 263H113V264H121V262H122V259H118V261H117V259L116 258H114V256L117 254V250H115V249H113V252L115 251V253H113V252H111ZM20 252H22V253H20ZM26 252H28V254L26 253ZM75 252V253H76ZM86 252V253H85ZM112 253V254H111ZM23 254V255H24ZM122 254V253H121ZM9 255V256H8ZM22 255V256H23ZM84 255V256H83ZM92 255V256H91ZM113 255V256H112ZM49 257V256H48ZM50 257H51V262H49V259H50ZM50 257L47 259V264H48V262H49V264H57V262H58V264H60V262H59V260H57L56 259V256H53L52 257V254L50 255ZM92 257H94V258H92ZM112 257L114 258V259H112ZM36 258H38V259H36ZM53 258V259H52ZM90 258V259H89ZM110 258H111V262H110ZM25 259H26V262L27 263H25ZM29 259H30V261H29ZM32 259V260H31ZM42 259V258H41ZM57 260V262H56V260ZM92 259V260H91ZM35 260H37V262H35ZM94 260V261H93ZM112 260H115L114 262L112 261ZM87 262V263H84V262ZM91 261V262H90ZM105 261V260H104ZM30 262V263H29ZM34 262V263H33ZM44 262V260H42L41 262L39 261V263L40 264H42ZM46 262V261H45ZM44 262V264H46ZM54 262V263H53ZM103 262V261H102ZM102 262H101V264H102ZM106 262H105V264H106ZM38 263V264H39ZM97 264H100V262H96ZM95 263V264H96ZM7 264V263H6Z\"/></svg>","mask_w":264,"mask_h":264},{"label":"built area","instance_id":"3","mask_svg":"<svg viewBox=\"0 0 264 264\" xmlns=\"http://www.w3.org/2000/svg\"><path fill=\"white\" fill-rule=\"evenodd\" d=\"M217 43L210 48H206L204 54L208 52L209 64L206 68L208 76L214 79L216 76H222L228 78V76H234L239 72V64L233 63V57L236 53V49L231 44L224 40H218ZM166 113L160 114V117L165 118ZM154 149V148H153Z\"/></svg>","mask_w":264,"mask_h":264},{"label":"water","instance_id":"4","mask_svg":"<svg viewBox=\"0 0 264 264\" xmlns=\"http://www.w3.org/2000/svg\"><path fill=\"white\" fill-rule=\"evenodd\" d=\"M202 1V0H201ZM200 1V2H201ZM201 13V7L198 6L197 7V10L195 12V15H194V18H193V22H192V25H191V29H190V35L192 36L193 35V32L197 26V21H198V18H199V15ZM186 49V48H185ZM186 55V54H185ZM184 59L185 57L182 56L177 64V68H176V71H175V76H174V79H173V82L171 83V88L176 84L177 80L179 79V74L183 68V64H184Z\"/></svg>","mask_w":264,"mask_h":264}]
</instances>
